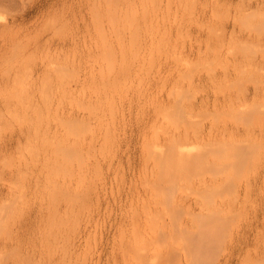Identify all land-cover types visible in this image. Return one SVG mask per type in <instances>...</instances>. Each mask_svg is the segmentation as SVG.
Segmentation results:
<instances>
[{"label":"rangeland","instance_id":"1","mask_svg":"<svg viewBox=\"0 0 264 264\" xmlns=\"http://www.w3.org/2000/svg\"><path fill=\"white\" fill-rule=\"evenodd\" d=\"M110 1L111 4L109 3ZM157 1L160 4L159 6ZM157 1L153 2V0H142V1L140 0V2H143L140 3L137 0H134L133 2L132 0L131 1L108 0V2L107 0H0V264H17V263L21 264L22 262V261L20 262L21 258L22 260H26L25 264H69V263L80 264L83 259H86V263L83 262L84 264H92V263L105 264L107 262L108 264H113L116 262L117 264L119 263L122 264L123 263L121 262L122 260L124 261L123 264H125V261L126 264H138L139 262L137 261L145 262V260L148 259L147 258L148 254L149 257H151L150 260L153 259L155 261V263H153V261H150V264H156L157 260L155 259H158L159 261L160 256H158L157 258L156 257L152 258V256H154L155 254L156 256L158 254L164 255L162 253L166 248V246H164L165 248L162 249L163 246L161 245V248H159L161 251L156 249L160 247L158 246V243L159 245L163 244V242L166 240L168 241V243L165 242L166 245H171V242L173 240H170V237H171V232L172 234L174 233V229L176 231L173 235L176 234L180 236V239H182V241L184 238L185 243L187 242L185 244L187 245L186 248L188 247L187 250H185V247L183 246V248H181L182 249L181 252V250L180 251L178 250L180 248L179 245L181 243L179 242L181 240L180 241L177 240L178 242L176 241L178 244L176 243L174 245L172 243L175 247L176 246L179 247V248L176 247V250H178L179 252L177 251L178 254H176L175 253L176 250L174 252L175 247L171 245L170 252L172 251V254L169 255L171 256V258L173 257L172 259L174 262H176V257L174 253L176 255H179L180 256L178 257L179 260H177L178 263L180 262L179 264H264V118H263L264 107L263 106L261 107V105H263L262 103H264L263 102L264 72H262V70H264V65H263L264 64V0H192V1L175 0L173 1L174 4L172 0L170 1L168 0L167 3L169 4L172 3V4L170 5V8L169 6L168 8H166L167 10L165 9V7L168 4H166V6L164 7L166 3L165 0L164 1L162 0V2H160V0ZM189 1L191 2L189 3L188 6ZM204 1L207 2L206 6H205L206 3H204ZM113 2H114V6L112 4ZM115 2L116 3L119 2L118 5H120L121 7L115 5L116 4ZM139 3L140 5L143 4L142 7L143 9L141 8L142 5L139 6ZM124 4L126 5L124 6ZM200 4L204 6L200 7L201 6ZM154 5L155 8L157 7V9L154 8ZM179 5H180V9H177ZM172 6L176 7L175 8L176 11ZM191 6H193V8H191ZM114 7L115 9L117 8L118 9L115 10ZM141 9H142V13H141ZM148 9L150 12L148 11ZM153 9L158 11L156 12L157 15L155 14L156 16L152 15V18L154 22L155 19H157L156 22L157 24L154 23L155 26L157 25L159 27L160 24H162L161 27L159 28L152 26L153 20L152 22H150L151 23L150 26L148 25L149 23L148 21L152 19L151 15H149L148 13L154 14L155 10ZM158 9L162 13H160ZM163 9L164 11H162ZM169 9H171V13L173 12L171 15H169L170 14ZM192 9H194L193 10L194 12L192 11ZM130 11L132 12V14H130L131 13ZM182 11L183 13L184 12L185 13L184 14L182 13L181 15ZM190 11L193 13H190ZM114 12L117 13V15L114 14ZM126 13H128L129 15ZM160 14L163 15L165 14L164 16H162L164 17L163 19L160 16ZM183 15H187V16H183ZM124 16H127V19ZM158 16L161 17V19L164 21H162ZM169 16L176 17L175 19L176 21L175 20L173 21L172 20L173 18ZM188 16L191 19V21L188 19ZM144 17L146 19L147 18L149 19L150 17V20L147 19L146 20L147 23L146 22L144 23V21L142 22V19H145ZM111 18L113 20H111L110 22ZM179 18H182L181 21ZM120 19H122V21ZM108 20L110 24L108 23ZM136 20L138 22H136ZM160 20L161 22H165V24L161 23ZM165 20H167L169 24H167ZM171 20L174 23H172ZM185 20L187 21V24ZM193 21L196 22V24ZM175 23L178 25H176ZM200 23L201 24L204 23V24L200 25ZM173 24H175L176 27ZM166 25L175 28L172 30V27L169 28ZM198 25L200 26L198 27ZM137 26L140 27L138 28ZM145 26H147L148 28L155 27L154 32L156 33V36L155 33L153 32L154 30L153 28L150 30L147 29ZM162 26H165L164 28L166 27L169 28L170 34L168 33L167 28H166L167 31L165 29H164L165 31L164 30L163 31L164 34L166 32V34L167 33L169 34L168 36L171 35L170 37L172 39L173 37L175 38V35L178 32H180L178 34H181V36L177 35V37L179 36L178 38L181 40V42L177 38L176 40L177 42L173 43L175 42L174 41L175 39H173L172 41L171 39L166 37L167 36L166 34L165 37L162 38L163 32L160 31L161 28L163 29ZM204 26H207L208 29L210 28L209 31ZM184 27L186 28L185 35L183 33ZM157 28L158 31H156ZM112 29L115 31V34ZM132 29L135 31H132ZM175 29H176V34L174 32ZM144 30H146V32L149 31L152 34L154 33L153 34L155 36L154 38L161 37V39L160 38L159 40H156L154 38L152 39L153 35L151 33L149 34V32L145 34L146 32ZM207 31L208 34H206ZM116 32H118L119 34ZM109 34L111 36H108ZM144 36L147 37L149 36L151 38V41L152 40L155 41L151 43L149 42L148 39L149 37L148 38L146 37L145 39ZM115 37L117 38V40L118 37L121 38L117 41L118 45L116 44ZM131 37L135 39L138 37L137 43L138 40L140 41L138 44H141L142 40H144L143 44L145 46L143 44H141V46L140 45L138 46L136 42H134L133 44L132 43L133 38ZM187 38L190 40L189 43ZM122 39L124 42H121ZM162 39L165 40L169 39V44H167V42L163 40L166 43L164 44V46H160V44L163 45L164 43V42L162 43L161 41V43L159 44V41ZM128 40L129 41L131 40V43L133 45H137L138 48L141 47L139 48L141 49V51L136 46L137 49L136 48L135 49L136 51L138 50L139 52H135L133 49L135 46H133L131 43L129 44ZM154 43H156L157 46H155ZM97 44L99 46L102 45L103 47L102 46L99 47ZM104 44L106 45L104 46ZM172 44L178 45L176 47L173 45L175 48H177L176 49L177 52L175 50L174 51L176 53L172 51V53L173 52L175 53L174 55L178 56V57L176 56V59L175 58L173 59V56L169 51L173 49L168 50L169 47L171 48ZM220 44L222 45L221 48L219 47ZM131 45L133 47L132 50H130ZM151 45L153 46V50H151L152 51L151 54H153L151 55V57L152 58L154 57L153 59L149 57L150 55L148 56L150 50L147 48H149ZM181 45H183L182 46L183 49ZM110 46L112 47L111 48L112 50L110 49ZM95 47H96V51H95ZM98 47L99 50L97 49ZM142 47H145V49H143ZM151 47L150 49H152ZM156 47L158 49H162V51L156 49ZM101 48L102 51L100 50ZM217 48L221 49L219 55H218L219 51L216 52V50H218ZM146 50H149L148 54L146 53ZM157 50L158 52L160 51L162 53L161 55H158V57L160 56L163 61H159L161 60L160 57H159L160 59L156 60L158 57L156 58L155 55L160 53V52L159 53L155 52ZM165 51H167L168 54L165 53ZM132 52H134V54ZM179 52L182 56L178 55ZM169 53L171 55L170 56L171 58L169 57ZM99 54H103V55H99ZM136 54H138L136 56L137 58L135 57ZM128 55L129 56L131 55L133 59L132 58L130 59ZM140 55L142 56V58ZM119 56L121 57V61ZM124 56L126 59L124 58ZM146 56L148 57L146 58ZM164 56L166 58H164ZM206 56L207 58L211 56L209 57L210 62H211L210 59H213L215 57L218 58L216 64H219L220 63L219 61H223L221 62L222 65H220L221 63L219 64L221 66V69L218 68L217 65L214 67L215 69L213 68L214 71L211 74L212 75L213 73L217 74V75H213L216 78H214L213 76L212 79L208 78L211 76L209 75L210 71L208 72V70L210 69L209 67H211L210 64L214 66L216 60L213 62L214 60L213 59L212 60L213 63H210L206 58ZM222 56L223 57L225 56L226 58L225 57L223 58ZM201 57L203 58L201 59ZM128 58L130 60H128ZM182 58H186V59L182 60ZM188 58L190 59L188 60ZM198 58L200 59L198 60V62H201V60L206 59L209 62V67L208 68L206 67L208 66L207 64L208 62L206 60H203L204 62H201V64L199 63L202 66V68L201 67L199 68L200 65L197 66L198 62L193 61V60H197ZM114 59L116 61H114ZM147 59H151V60L148 61ZM179 59H181L182 61ZM225 59H229L227 60L229 61V64ZM126 60L127 62H125ZM133 60L135 61L133 62ZM237 60L239 64L241 62L240 66H238L239 64L238 65L236 64ZM248 60L249 61L253 60L255 62L256 67L259 65V68L263 67V69L260 68L258 72H253L254 68L253 69L251 68L255 66L253 64L254 62L251 63ZM186 61L187 64L185 63ZM205 61L207 62L206 64ZM232 61L234 63L236 61L235 65H237V67L234 68L237 69V72L235 71V69H232L233 67L232 65L234 64ZM245 61H248L250 64L248 65V62ZM163 62L165 65L163 64ZM175 62L177 63L176 67L177 68L180 67L179 69L177 68L175 69V67H173ZM244 62L247 63L248 66L247 65L243 66V64H245ZM115 63L117 65H115ZM119 63H121L122 65ZM130 63H132L131 64L132 67L130 66ZM157 63H162V64H159L158 65L159 69L155 70V66L156 68L158 67ZM193 63L194 66L192 65ZM202 63L204 65H202ZM225 63L226 65L228 64L230 67L228 65L226 67L223 66L225 65ZM231 63L233 64L231 65ZM166 65L172 68L167 69L168 67H166ZM183 65H187V66L184 67ZM149 66L151 67V69L148 70L147 68H149ZM195 66L198 68V71L196 72H194L195 70H197ZM222 66L226 68V69L224 68L225 69L224 72H222V68H223ZM246 66L247 67L252 66V67L247 68ZM120 67L122 68L119 69ZM135 67L138 68L136 69L137 72L134 69ZM140 67L141 70H139ZM204 67L205 69H208L207 75L205 74L206 70L203 69ZM238 67H241L242 70H245L247 68L246 69L247 72L248 69L249 70L251 69L250 71H252L253 74H249L250 72L249 71L248 72L249 75H247L246 70L245 73L243 72L244 74H242V72L238 71V69H240ZM123 68H124V73L122 72ZM161 68L163 69L161 70ZM259 68L257 67V69ZM118 70L120 73H118ZM164 70L168 72L167 75L169 76L165 74L166 72L165 73L163 72ZM180 70L181 71L185 70L186 73L184 71L182 73ZM152 71L153 72L155 71L154 72L155 75L153 74ZM176 71H180L179 73L177 72L179 75L176 73ZM216 71H219V73L221 74H218ZM227 71L228 73H226ZM111 72L115 73L116 77ZM197 72H199V74H197ZM116 73H118V75L120 74L119 75L120 78L117 77L118 75ZM137 73H139L138 76ZM148 73L149 75H151L149 76V78H147L148 76L146 75ZM159 73L162 74L160 75ZM172 74L173 75L175 74L174 75L175 78L172 77L173 76ZM222 74L225 75V78L221 76ZM123 75H125L126 78ZM145 75L146 78L144 77ZM128 76L129 77L132 76V77L129 79ZM163 76L166 78H163ZM159 77L161 78L158 79ZM156 79L158 80L159 83L156 81ZM162 79H164V86L162 85L161 82L163 81ZM209 79H211L210 81L213 84V86L217 87L216 83L222 86L221 89H219L221 90V92L220 91L216 92V90L218 89L217 88H215L216 90L214 89L211 83H209ZM216 79L217 82H215ZM218 80L219 81L221 80L220 84L218 83ZM222 80H224L225 82L224 81L222 82ZM182 81L184 88L182 85L180 87L183 89L187 87L188 83H189L188 85L191 86L192 82H193L192 86L194 85L195 86L198 85V86L196 88L195 86L194 87L191 86L193 88V91H195L196 89V91L194 92L195 93L194 97L191 91L192 88L188 86L187 87L189 89L188 91H190L191 93L189 94L188 91H187L188 93H186L187 95L189 94V96L187 95L185 96V98L189 97L187 102L184 99V95L183 96L181 95V97H183L184 100L182 103H179L181 107L179 108V106L176 107L177 105H175L174 107L175 109L170 107L172 109L171 112L169 110L168 113H166L167 117L168 115H170V113L171 115L173 113L172 116L170 115V119H172L173 122H175V120L177 119L176 128L178 124L180 125L178 126L177 131H173L172 128L175 124L172 126H170L171 124L165 125L166 122L168 121L172 123V121H170L169 118L168 121L166 122H164L166 119L158 121V119L159 120L161 119V116L159 115L161 112H156L157 110H154V108L159 109V104L157 103H161L159 111H163V110L166 111L167 109H169L167 108L169 106H167L166 108L164 107L165 108L164 109L163 107H161L162 104L164 106H166L165 104L167 105L171 104L170 106H174V101H176V99H178V102H181L182 98H180L179 96L175 98L173 102L172 99H174L175 95L179 93L177 92L176 94L173 92H176L177 90L179 91L182 90V89L181 90L178 89V86L180 85V83H182ZM170 82L173 83L172 86H168L171 85ZM223 83L224 84L228 83V84H226V86L224 85L225 86L224 87L222 85ZM110 84L112 85L110 86ZM157 84L160 85L158 86ZM175 84L177 85L176 86L177 90H174L172 92L173 94L169 93L172 98L168 97L169 94H167L166 92L168 91V89L169 92L170 89L172 90L175 89L174 86ZM122 85L125 88L124 87L122 88ZM116 86L118 88H116ZM110 87L114 89V91ZM156 87H158L157 89H159V87L164 89L160 90L161 89L160 88L159 89L160 93H159L158 92L159 90H157ZM187 88L185 89V91L182 90V93L186 92ZM198 88L200 90L199 92H198ZM142 89H144L145 91ZM117 91L119 94L117 93ZM148 91L150 93H148ZM164 91L166 93V97ZM126 92L127 95L124 94ZM136 92H138L139 94ZM151 92L153 93L152 98L157 97V99H153L154 102L152 101L151 97L149 98V96H151ZM104 93L105 95H103ZM140 93H144V94L142 95ZM225 93L227 95H225ZM141 95L145 98L140 97ZM190 95L192 97H190ZM109 96L111 97L113 96L112 98L115 99H112ZM207 96L209 97V99L207 98ZM227 96L230 97L231 99L229 98L227 100L228 98ZM167 97L169 98L170 102H168V100L165 99ZM102 98H104V100ZM147 98L148 100L151 99L150 102L148 100L146 101ZM105 99L106 101H108L107 103ZM143 100H145L146 102ZM260 100L262 101V103H260L261 102ZM163 101L165 102L163 103ZM207 101L209 102L210 106H208V103H206ZM218 101L219 103H217ZM220 101L221 102L223 101L224 103H221ZM227 101H231L232 106L229 105L230 103ZM97 102L101 103V105L98 104ZM88 103L91 105H89ZM128 103L130 104V107L129 105H127ZM146 103L148 107L145 105ZM183 103L187 107L182 106L184 105ZM213 103L215 107L213 106ZM243 103H245L246 105H244ZM108 104L110 105L112 104L113 106L112 105L110 106ZM220 104L222 105L224 104V105L223 106L221 105L219 107ZM247 104L251 105L252 108L250 107L251 109H247L246 107L247 110L244 109L245 106H247ZM92 105L94 106V108L97 106L96 109H94ZM90 106L92 108H90ZM225 106L227 108L228 106L229 107L234 106V108H232L233 109L232 110L230 107L232 112H228ZM237 106L244 109V111L243 110L241 111V109ZM138 107H140V109ZM145 107L147 110L145 109ZM210 107H211V109H209L210 111L207 110ZM97 108L98 111H96ZM109 108L111 109L109 110ZM91 109L93 110L91 111ZM223 109L225 110L226 113L225 112L224 113L226 115H221L220 118L224 116L223 118H225V121L224 120L222 121L225 122V124L222 123L221 119L219 118L218 121L216 120L217 122L215 120H211L213 115L214 117H216L215 115L218 110H221V112L220 111L218 112L223 114L222 113ZM108 110L110 112H108ZM151 110H154L155 112L151 113ZM185 110L187 111V113H189L190 111L192 112V113L190 112V114L192 115L190 116L191 117L190 119L188 118V116L185 117L186 116ZM202 110H205V112L207 110L208 111L207 115H209V112L210 115H212L211 111L212 112L216 111V113H214L211 117L207 118V115L205 117L206 113ZM149 111L150 113H148ZM181 111H183L182 113L185 116H183V114L180 113ZM233 111L236 112L235 115ZM94 113L98 117H96ZM121 113H123V115H121ZM155 113H158L159 115V116L157 115L156 120L154 119L156 116ZM228 113L229 115L232 113L233 116L231 115L228 116ZM92 114H94L95 116ZM174 114H176L175 115L176 119L174 118ZM181 114L183 116L182 117L183 119L186 118V120L182 121V122L185 121L184 122L185 124H187L189 120H193L194 122L196 120L197 121L199 120L201 122V120L203 121L204 118H207L208 120L205 119L206 121L204 120L200 124L202 126L199 125L198 127L197 125L195 126V124L193 126L191 124L192 123L191 121L190 124L192 125L193 128L197 127L198 128L197 130L198 131L200 130L199 133L198 131H196V129H194L193 131L195 132V134L192 131H190L192 127L191 125L190 127H188L189 126L188 123V126L186 125L188 127V128L186 127V134H183L185 132L184 131L185 129H183L185 127L183 126L185 125H182V123L180 124L178 122L181 121L180 120ZM161 115L163 114L161 113ZM198 115L200 116L202 115V117H200L201 119L198 118L199 117ZM152 116L154 117L152 118ZM83 117L86 118L87 121H89L88 124L86 119H84ZM69 118L70 120H72L71 122L72 125L70 123ZM98 118L100 121L98 120ZM164 118H166V116H164ZM153 119L156 121V124L157 122H159V125L160 123L161 125H163L161 126V129H164L162 128L164 127V125L166 126L164 130L169 129L167 132L164 131L163 133V135L166 133V135H164L166 139L163 137L161 133L162 130H160V128L158 129L159 131H161L159 132L160 136L161 135L162 136L160 137L156 131L160 139H157L158 137L153 139V137L155 136L152 132L155 129V127H157ZM152 121L154 122V127H151L152 129L154 128L153 130H151L150 128L151 124H153ZM210 121L211 123L215 121V123L211 125ZM219 121L222 123V125L219 123ZM65 122H67V125ZM162 122H164V124ZM257 122H262L259 123L261 124V126H259V124L255 125ZM77 124H79L78 127H80V129L76 128ZM101 124L102 126H100ZM89 125H91V127ZM213 125H216L217 127L215 126L216 128H214ZM200 127L202 128L199 129ZM249 128L251 131L249 130ZM77 129L80 130L81 134ZM93 129L94 131L92 132ZM170 130L173 132V134L177 133L175 135L176 140L178 137L180 138L181 136L182 138L180 139H184L186 137L192 139L191 140L192 144H190V142L184 143V144H188V147L184 145L185 148L187 147L186 149L188 150L184 148L185 150H183V152L186 151L187 153L188 152L190 153V154L188 153L189 159L187 154H186L187 155L186 158H182V155L186 152L184 153L180 152L181 154L180 157L182 160L178 156L174 158L175 156L173 155L174 153L173 150L171 151V154H168L170 152L168 153L165 152V150L170 148V146L165 145L164 147L162 145H164L165 143L166 144L170 143L167 142L168 141L167 139L169 138H171L170 139L171 142L175 140L174 135H173L174 139H172V136L170 135V133L172 134V132ZM214 130L219 131L220 134L219 132L217 133ZM221 130L224 131V134L222 135L223 136L226 135L224 136L225 139L222 137V140H220L221 138L220 139L218 138L220 137L221 133H223ZM146 131L148 132L146 133ZM201 131L204 134L202 135V137L200 136V134H202ZM67 132L69 133V135H74V136L72 137L68 136ZM191 132L193 134V137L191 136L192 134L189 135ZM228 133H230L231 135H227ZM150 134L152 135V138L150 137L151 142L157 139L159 140L158 142L159 145L164 143V141L165 143L162 144L161 146H158L157 143L155 142L154 143L157 146H155L153 143L150 144L149 142L150 141L149 136H151ZM206 135H207V140L210 139L214 141L215 139L217 141V144L214 143L216 141L211 142L209 140L210 141L209 142L207 140H203L204 138L206 139ZM232 135L233 136L235 135L236 139L233 138V140H231V138L229 137H232ZM189 136H191V138ZM194 136L196 139L194 138ZM215 136L218 137L216 138ZM179 138H178L179 141H177V143L180 142ZM188 138H187V142L190 141L188 140ZM198 138L199 139L202 138L203 140V142H201L202 145L201 144L199 145L201 140L199 141ZM72 139H75L76 142H74ZM194 139L196 141L198 140L199 142L197 141L198 142L197 143ZM229 139L231 141L227 142V140ZM144 140L149 142L148 144L150 145V148H152L151 146L153 145L154 149L151 150V152L153 153L150 152L152 156L161 153V152L157 153V150H161L159 149L160 147L165 148V150L163 149L164 152L161 150L164 155L163 159H161L163 155L158 156V157L161 156L159 160H157L159 162L158 165L160 163H164V161L168 159L166 155L168 154L169 156L171 155V157H173L171 159L174 160L169 159V161L170 160L173 161L171 163L174 164V166H175V159H177L178 157L179 161L177 162L181 164L186 163L183 165L189 168V169L187 168L188 170L186 169L187 175L183 174L185 172L181 173L184 176H180V175L178 176L176 174L178 180L182 177H185L186 179L184 178V180L187 181L184 182L183 178L181 179V181H177V179L175 180L177 185L176 188H174V190H176L177 193L173 190H171L170 192V193L173 192L172 194L174 196L168 193L167 191L166 192L168 193L169 196H167V194L163 195L165 193L164 192L165 187L167 188V186L168 187L170 186L171 182L169 183L168 181H170V177L172 174L175 175L173 173L174 170L176 171L178 170L177 172L179 174L180 172L179 169L180 170L183 169L181 171H184L185 168L177 167L178 169H175V167L179 164L176 162L177 165L175 167L172 164L170 165V170H172V173L170 172L167 173L170 177L165 173L166 171L163 172L164 169H162V172L160 174L159 172H156L158 170L157 169L158 167L154 168L152 167L151 164L156 162L155 159L157 156H155L154 158V156L153 157L150 156L151 154L149 155L150 149L147 148L148 149L147 151L146 146L148 144L146 143L145 145ZM162 140L163 142L161 143ZM182 141L180 143L183 145ZM73 142L75 144H77V142L78 144L79 143L80 144L75 145ZM207 142L208 144L211 143V145L215 144V147L212 146V148H210L211 151L210 150L208 151L209 153L213 152L212 154L215 157L220 156L216 158L217 160L218 159L223 160L222 158L224 156L222 155L228 151L227 148L225 147L227 143L228 145H231L229 143L234 142L231 146H229V150H231L230 149L231 147L234 149V150L232 149L233 154L230 153L231 151L230 152L228 151L229 156H232L233 158L229 156L228 157L225 156L226 158H229V162L226 159L228 163H225L226 161H224L225 166L226 164H228L227 165L228 169H226V167L222 165L223 164L222 161L216 162L213 157L212 158H210L211 156L208 157V155L210 154L207 151V149L209 148V146L207 147L208 145ZM218 142L220 143V145ZM143 143L145 146L140 148ZM71 144H74L73 145L74 147ZM221 144H224V146ZM77 146L80 151L75 150L78 149ZM166 146H168V148ZM191 146H193L192 148L194 149V151H196V149L197 151L194 152L190 150L189 147ZM63 147L65 149H62ZM68 147L69 148L73 147L74 149L71 148L72 149L71 150ZM155 147H157V150ZM172 147L170 149H172ZM213 147L214 148L220 147V150L221 148L222 150L221 151L218 149L213 150ZM144 148L146 149V151H144L145 150ZM141 149L142 152L140 151ZM174 150H175L174 154H179L176 153L177 149ZM198 151H200V153ZM145 154L148 158L149 157L154 158L155 162L152 163L151 158L148 159L149 162L148 161L145 162L144 161ZM73 155L75 157H73ZM165 155L167 158L165 157ZM209 158L212 160L210 161ZM230 158L235 160L236 164L235 161L233 160L231 161H233L234 165H231L233 164L232 162L231 164H229ZM160 159L162 161L164 159L165 160L161 162ZM186 159L188 160V162L190 161V163H188ZM213 159L218 166H219L218 164L219 162L222 164H220L218 168L215 166L216 167L215 168L213 166L214 163H211L214 162ZM143 161L147 163V165L143 163ZM205 162L208 164L211 163L212 164V166L210 164L211 168L208 167L209 165H207L206 167V165L204 164ZM148 163L149 164L151 163L150 164L151 166ZM203 164L205 165V168L202 167ZM252 165H254L255 167ZM171 166L173 168H171ZM221 166L222 168L225 167V169H222ZM144 168H146V171L149 168L150 171L148 170V172H144L145 170ZM151 170H152L151 173L152 175L150 174ZM168 170L169 168H167V171ZM227 170H230L231 173L230 171ZM148 173L153 177H158V175L163 174L161 176L162 178L159 176L160 180H163L164 176L165 178L169 177V180L167 179L168 180L167 184L164 181L162 182L159 180L161 183L166 184L165 187L164 185L160 184V182H157L160 184V186L161 185L163 186L164 193H162L161 190L162 186L161 188L160 187L158 188L159 185L156 183L157 180L155 181V178L154 181L156 185L155 183H153L151 184V187L152 185H154L155 187L158 185L156 188L155 187L152 188H154V190L156 189V191L161 190L162 193L161 195L158 196L157 202L159 203H156L155 206H158V204L164 202L162 201L160 203L159 200H161L160 198L161 196H165L167 198L168 197L170 198V195L173 196V200L176 203L173 202L174 204L172 203L171 205H175L174 206L175 208L176 207L179 208V209L177 208V210L175 208L173 209L176 213V219H177L176 224L174 221H173L174 223H172L173 220L172 219L170 220L171 221L170 222L171 225H170L169 219H167V215L169 217L172 216L169 215L171 211L169 214L166 213L167 214L165 215L166 218L162 217L164 216L162 213L166 211L165 208H168L169 206V205L165 206L166 203L164 204V209L162 208L163 209L162 212H160L161 209H159L161 208V206L155 207L154 204H152L153 206L150 205L148 206V203L151 204V202L156 201V199H153L154 197H151L153 195L155 196V193L153 192L154 190L151 191V189H149L150 185L149 188H147L149 182L150 183L154 182L153 178H149L150 175L148 176ZM145 174L147 176L146 178L149 179H144ZM226 175H228V177L230 175L233 179L229 180ZM226 177L230 181V183H228L229 182L228 180L226 182L227 184L224 182ZM173 178L174 176H172V179ZM172 179L171 181L173 183L174 179L173 180ZM143 180L144 181L148 180L146 181L148 183L144 182ZM222 182H224L225 186L226 185L227 186L220 187L221 184H223ZM143 184L144 186L145 184H147V187L146 186L145 187L146 190L148 189V192L145 190V188H143ZM178 185L182 187L184 186L185 190L179 187ZM202 185L203 187L205 186L210 187L209 189H207L209 191L205 190L206 188L204 189ZM194 186L196 189L194 188ZM173 187L175 186H172V189ZM178 187L180 189H183V192L178 191L179 190ZM169 189L171 188L169 187ZM192 189H194V191ZM144 190L146 193L144 192ZM147 193L150 197L148 195L147 197L144 196ZM185 193L187 195L190 194L191 196L190 195L187 196L185 195ZM195 193H197V195H195ZM198 195L199 197L194 198V196L196 197ZM144 197L146 199L148 197L149 198L145 201ZM174 197L176 198V200L174 199ZM169 198L166 199V202L168 204L172 202L171 200H169ZM140 199H142L143 201ZM149 199L150 200L153 199L154 201H150ZM140 206L141 208L143 206L144 207L141 209ZM152 207H155L156 208L155 210L157 212L160 210L159 211L160 216L162 217V219L163 218L164 219L160 222L157 220H160L161 218L160 219L157 218L156 222H153L154 220L153 219L150 223L151 231H146L148 227L145 228V226L149 225V220L147 219L146 215L148 216L153 215L152 213L154 211V208ZM144 208L145 210L147 209L146 210L147 212L145 211H143V213L142 211L140 212V209L144 210ZM170 210H172V208ZM148 211L150 212V214ZM144 212H145V216L141 215V213L144 214ZM154 214H156L157 217L159 216V213H156L155 211ZM145 217L148 222L147 224H145V222H142L144 221ZM174 217H170V218H174ZM161 222H164L165 226L164 224L162 225ZM143 224H144L143 226L144 230L141 231L143 229L142 228ZM160 224L161 226L165 227V228L163 227V229H166L165 231L159 227ZM173 224L176 226V228L178 227V225L180 226L177 229L176 228L173 229ZM155 228L156 229L160 228L161 230V232L158 231L159 234L158 237L163 238L164 235H166L167 238L168 232L170 236L168 240L164 239V241L161 238L162 243L158 241V239L160 240V238L157 237L156 243L158 242L157 243L158 247H153L154 245L156 246V244L154 243L155 241L153 242L149 241L148 236L145 235V232L147 235H149V233L151 234V232L153 231L154 234L152 233L151 235L155 236L157 234L156 231L158 230L157 229L155 231ZM133 229L139 231L137 232V234L139 233L140 235L145 231L142 234V237L138 236L139 234L138 235L135 234L134 237V239L136 238L135 242L134 239L132 238L133 236L132 232H134ZM169 229H172L173 231ZM163 232L166 234L163 235L162 234ZM124 235L125 237L127 236L126 237L127 239H129L128 242L129 241L131 242V243L129 242L130 245L133 244V242L134 244L135 243L137 244L139 240L138 237H140V240L142 241L145 238L144 236H146L145 240L143 241L150 242L151 243L150 245H153L154 243L152 247L155 248V252H157L158 250L159 253L154 252L155 253L154 254L153 253L154 249L150 247V245L147 246L148 245L147 242H145L147 245L144 244V246H142L140 242L141 246H139L138 244L140 248L145 247L146 245L147 247H150L146 251L149 250L152 253L148 252L145 253L146 256H143L144 251H142V249L138 251V248H136L137 252H139L137 254L139 259L137 258L138 260H134L136 258H131V257L135 256V252H134L135 250L133 251V249L134 246L136 247L137 245L134 244H133L134 246L131 245L133 249L130 250L129 248L131 246H129V243L126 242L127 240H125L126 238L124 237ZM151 235H150V240L152 237ZM178 236L177 238L179 239ZM130 237L132 239H130ZM174 239L176 240V238ZM119 244L121 245V247H119ZM123 244L126 245L128 244V247L126 245L125 246L131 252L127 250V248L125 249ZM16 246L19 249H16L17 248ZM255 247L256 250H253L255 249ZM166 250L167 252L164 251L165 253L164 256H167L166 254L168 253L169 249ZM121 251H125V253L122 252L123 255L125 254V256L121 254L120 257ZM140 253H142V256H140ZM130 254H132L131 257L129 256ZM164 256L160 257L161 258L160 261L161 262L163 261L165 264L168 261V263L170 264V262H172L171 259L167 257L165 258ZM112 257L115 258L113 259ZM183 257L185 258V260H183L184 259ZM108 258L110 259L112 258L114 261ZM167 259H169L170 261ZM164 260H166V262ZM88 261L90 262L88 263ZM144 262L140 264H147L146 262H148V260H146L145 263Z\"/></svg>","mask_w":264,"mask_h":264},{"label":"bare ground","instance_id":"2","mask_svg":"<svg viewBox=\"0 0 264 264\" xmlns=\"http://www.w3.org/2000/svg\"><path fill=\"white\" fill-rule=\"evenodd\" d=\"M115 1H116V0H115ZM118 1H119V0H118ZM130 1H131V0H130ZM133 1H134V0H132V2H133ZM137 1L140 2V0H137ZM141 1H142V0H141ZM154 1H157V0H153V2H154ZM163 1H164V0H163ZM165 1H166V3H165V5H164V7L166 6V4H168V5L165 7V9L168 8V6H169V8H170V5H171L172 3H171V4L167 3L168 0H165ZM169 1H170V0H169ZM173 1H175V0H172V2H173ZM183 1H184V0H183ZM187 1H188V0H187ZM191 1H192V0H191ZM191 1L188 2V6H189V3H190ZM107 2H108V0H107ZM121 2H122V1H121ZM126 2H128V1H126ZM132 2H131V4H132ZM145 2H146V1H145ZM160 2H162V0H160ZM178 2H179V1H178ZM109 3L111 4V1H110ZM115 3H116V2H115ZM118 3H119V2H118ZM118 3H116L115 5H118ZM135 3H136V2H135ZM140 3H143V2H140ZM140 3H139V6L142 5V6H141V8H142V7H143V4L140 5ZM146 3H147V2H146ZM149 3H150V2H149ZM157 3H158V6H159L160 4H159L158 1H157ZM179 3H180V2H179ZM186 3H187V2H186ZM194 3H195V2H194ZM204 3H206V4H205V6H206V5H207V2L204 1ZM204 3H203V4H204ZM112 4H113V6H114V2H113ZM120 4H121V3H120ZM133 4H134V3H133ZM150 4H151V3H150ZM150 4H149V5H150ZM154 4H155V3H154ZM173 4H174V2H173ZM175 4H176V3H175ZM182 4H183V3H182ZM192 4H193V3H192ZM121 5H122V4H121ZM125 5H126V4H124V6H125ZM151 5H152V4H151ZM151 5H150V6H151ZM177 5H178V3H177ZM200 5H201V4H200ZM118 6H120V5H118ZM127 6H128V4H127ZM127 6H126V7H127ZM132 6H133V5H132ZM146 6H147V5H146ZM150 6H149V7H150ZM152 6H153V5H152ZM161 6H163V5H161ZM193 6H194V5H193ZM193 6H191V8H193ZM203 6H204V5H203ZM203 6L201 5L200 7H203ZM101 7H102V6H101ZM116 7H117V6H116ZM120 7H121V6H120ZM130 7H131V6H130ZM172 7H174V6H172ZM172 7H171V8H172ZM185 7H186V6H185ZM133 8H134V7H133ZM139 8H140V7H139ZM145 8H146V7H145ZM150 8H151V7H150ZM154 8H155V5H154ZM160 8H161V7H160ZM175 8H176V7H174V10L176 11ZM182 8H184V7H182ZM187 8H188V7H187ZM191 8H190V10H191ZM206 8H207V7H206ZM112 9H113V8H112ZM114 9H115V7H114ZM117 9H118V8H117ZM117 9H115V10H117ZM120 9H121V8H120ZM124 9H125V8H124ZM142 9H143V8H142ZM142 9H141V13H142ZM151 9H152V8H151ZM155 9H157V7H156ZM155 9H153V10H155ZM177 9H180V5L178 6ZM196 9H197V8H196ZM122 10H123V9H122ZM122 10H121V11H122ZM128 10H129V8H128ZM132 10H133V9H132ZM146 10H147V9H146ZM153 10H152V11H153ZM158 10H159V9H158ZM166 10H167V9H166ZM169 10H170V12H169L170 14H169V15H171L173 12L171 13V9H169ZM169 10H168V11H169ZM186 10H187V9H186ZM186 10H185V12H186ZM193 10H194V9H192V11H193ZM197 10H198V9H197ZM107 11H108V9H107ZM112 11H113V10H112ZM124 11H125V10H124ZM148 11H149V9H148ZM159 11H160V10H159ZM162 11H164V9H163ZM175 11H174V12H175ZM183 11H184V10H183ZM183 11L181 12V15H182ZM118 12H119V11H118ZM125 12H126V11H125ZM130 12H131V11H130ZM130 12H128V13H130ZM149 12H150V11H149ZM154 12H155L154 14H153V13H152V14L148 13L149 15H151V18H152V15L156 16V15H157L156 12H158V11L155 10ZM166 12H167V11H166ZM185 12H184V13H185ZM187 12H188V11H187ZM193 12H194V11H193ZM193 12L190 11V13H193ZM202 12H203V11H202ZM111 13H112V12H111ZM122 13H123V12H122ZM128 13H126V14H128ZM133 13H134V12H133ZM141 13H140V14H141ZM144 13H145V11H144ZM160 13H162V12L160 11ZM184 13H183V14H184ZM188 13H189V12H188ZM114 14L117 15V13H115V12H114ZM130 14H132V12H131ZM155 14H156V15H155ZM111 15H113V14H111ZM128 15H129V14H128ZM164 15H165V14H164ZM164 15H163V14H160L161 17L164 16ZM175 15H176V14H175ZM114 16H115V15H114ZM118 16H119V14H118ZM118 16H117V17H118ZM173 16H174V14H173ZM176 16H177V15H176ZM183 16H187V15H183ZM190 16H193V15H190ZM196 16H197V15H196ZM117 17H116V19H117ZM120 17H121V16H120ZM122 17H123V15H122ZM124 17L127 19V16H124ZM131 17H132V15H131ZM136 17H137V16H136ZM158 17H159V16H158ZM161 17H159V18L161 19ZM169 17H172V16H169ZM112 18H113V17H112ZM112 18L110 19V22H111V20H113ZM144 18H145V17H144ZM155 18H157V17H155ZM163 18H164V17H162V19H163ZM172 18H173V19H172L173 21L176 19V17H172ZM184 18H185V17H184ZM192 18H193V17H192ZM114 19H115V18H114ZM128 19H129V17H128ZM130 19H131V18H130ZM147 19H148V18H147ZM147 19H146V18H145V19H142V22L144 21V23H145ZM162 19H161V20H162ZM165 19H166V18H165ZM179 19H180V21H181L182 18H179ZM188 19L191 21V19L189 18V16H188ZM188 19H187V20H188ZM196 19H197V18H196ZM118 20H119V19H118ZM120 20L122 21V19H120ZM123 20H124V19H123ZM139 20H140V19H139ZM148 20H150V17H149ZM152 20H153V18H152L150 21H148V22H149V23H148L149 26H150V24H151L150 22H152ZM161 20H160V22H161ZM172 20H171V21H172ZM200 20H201V19H200ZM114 21H116V20H114ZM121 21H120V22H121ZM125 21H126V20H125ZM125 21H124V22H125ZM128 21H129V20H128ZM132 21H133V20H132ZM162 21H164V20H162ZM165 21L167 22V20H165ZM173 21H172V23H174ZM175 21H176V20H175ZM185 21H186V20H185ZM194 21H195V20H194ZM194 21H193V22H194ZM196 21H197V20H196ZM202 21H203V20H202ZM202 21H201V22H202ZM116 22H118V21H116ZM130 22H131V20H130ZM130 22H129V23H130ZM133 22H134V21H133ZM136 22H138V21L136 20ZM156 22H157V19H155V22H154V20H153L152 26H155L154 23H156ZM188 22H189V21H188ZM205 22H206V21H205ZM108 23H109V20H108ZM146 23H147V22H146ZM161 23L165 24V22H161ZM170 23H171V22H170ZM179 23H180V22H179ZM183 23H184V22H183ZM194 23L196 24V22H194ZM109 24H110V23H109ZM124 24H125V23H124ZM156 24H157V23H156ZM159 24H160V23H159ZM167 24H169V23L167 22ZM175 24H176V23H175ZM175 24H173V25H175ZM186 24H187V21H186ZM203 24H204V23H203ZM203 24L200 23V25H203ZM115 25H116V24H115ZM117 25H118V24H117ZM120 25H121V24H120ZM138 25H139V24H138ZM146 25H147V24H146ZM148 25H147V26H148ZM161 25H162V24H160L159 27H161ZM171 25H172V24H171ZM176 25H178V24H176ZM176 25H175V27H176ZM189 25H190V24H189ZM200 25H198V27H199ZM113 26H114V25H113ZM123 26H124V25H123ZM133 26H134V25H133ZM147 26H145L147 29H150V30H151V29L153 28V27H152V28H151V27L148 28ZM166 26L169 27V25H166ZM184 26H185V25H184ZM195 26H197V25H195ZM115 27H116V26H115ZM130 27H131V24H130ZM137 27L139 28L140 26H137ZM143 27H144V26H143ZM155 27H158V26L156 25ZM155 27L153 28V29H154L153 32L155 31ZM159 27H158V28H159ZM162 27H163V29L161 28L162 30L160 29V31L163 32V36H162V38H164V37H165V34H166V32H165V34H164V31L166 30L167 27H166V28H164L165 26H162ZM171 27H172V26H170L169 28H171ZM175 27H174V28H175ZM182 27H183V26H182ZM201 27H202V26H201ZM201 27H200V28H201ZM204 27H206V29H208L207 26H204ZM119 28H120V27H119ZM122 28H123V27H122ZM146 28H145V29H146ZM158 28H157L156 31H158ZM169 28H167L168 33H169ZM174 28L172 27V30H173ZM178 28H179V27H178ZM188 28H189V27H188ZM202 28H203V27H202ZM202 28H201V29H202ZM101 29H102V28H101ZM147 29H146V30H147ZM164 29H165V30H164ZM176 29H177V28H176ZM176 29H175V31H174L175 34H176ZM185 29H186V28L184 27V30H183L184 35L186 34V33H185ZM209 29H210V28H209ZM209 29H208V31H209ZM112 30H113V29H112ZM124 30H125V29H124ZM136 30H137V29H136ZM146 30H144V31L146 32ZM163 30H164V31H163ZM167 30H166V31H167ZM180 30H181V28H180ZM102 31H103V30H102ZM108 31H109V30H108ZM113 31H114V30H113ZM116 31H117V29H116ZM132 31H135V30L132 29ZM138 31H139V30H138ZM144 31H143V32H144ZM178 31H179V30H178ZM186 31H187V30H186ZM204 31H205V30H204ZM208 31H207L206 34H208ZM109 32H110V31H109ZM118 32H119V31H118ZM118 32H116V33H118ZM124 32H125V31H124ZM130 32H131V31H130ZM145 32H144V33H145ZM148 32H149V31H148ZM148 32H146L145 34H147ZM122 33H123V32H122ZM138 33H139V32H138ZM150 33H151V32H149V34H150ZM154 33H155V32H154ZM154 33H153V34H154ZM168 33L166 34V35H167L166 37L169 38V39H171L172 41H173V39H175V40H174L175 42H173V43H176V42H177L176 40H177V38L179 37V36L177 37V35H180V36H181V34H178V33H180V32H178V33L175 35V38L173 37V39H172V38L170 37L171 35L168 36V35L170 34V33H169V34H168ZM111 34H112V33H111ZM114 34H115V31H114ZM118 34H119V33H118ZM151 34H152V33H151ZM153 34H152V35H153ZM158 34H159V33H158ZM196 34H197V33H196ZM209 34H210V32H209ZM120 35H121V34H120ZM130 35H131V34H130ZM172 35H173V33H172ZM184 35H183V36H184ZM189 35H190V34H189ZM108 36H111V35L109 34ZM115 36H117V35H115ZM121 36H122V35H121ZM121 36H120V37H121ZM150 36H151V35H150ZM155 36H156V33H155ZM155 36L153 35L152 39H153ZM157 36H158V35H157ZM210 36H211V35H210ZM128 37H129V36H128ZM144 37H145V39H146L147 36H144ZM148 37H149V36H148ZM148 37H147V38H148ZM207 37H208V36H207ZM207 37H206V38H207ZM113 38H114V37H113ZM115 38H116V37H115ZM131 38H133V37H131ZM137 38H138V37H137ZM137 38H136V39L133 38L132 43L134 44V42H136V44H137L138 46H139V45L141 46V44H143V41H144V40H142V43H141V44H138L140 41L138 40V43H137ZM142 38H143V36H142ZM159 38L161 39V37H159ZM159 38L157 37V38H154V39L159 40ZM180 38H181V37H180ZM184 38H185V37H184ZM119 39H121V38L118 37V40H119ZM123 39H125V38H123ZM123 39H122V41H121V40H120V41H121V42H124ZM129 39H130V38H129ZM148 39H149V42H151V43H153V42L155 41V40H154V41H153V40L151 41V38H150V37H149ZM169 39H167V40L162 39V40L159 41V44L161 43V41H162V43H163V42H164L163 40H165V41L167 42V44H169ZM178 39H179V38H178ZM187 39H188V38H187ZM118 40H117V38H116V44H117V41H118ZM134 40H135V41H134ZM171 40H170V41H171ZM179 40H180V39H179ZM182 40H183V39H182ZM184 40H185V39H184ZM200 40H201V39H200ZM111 41H112V38H111ZM111 41H110V43H111ZM114 41H115V39H114ZM145 41H146V40H145ZM147 41H148V40H147ZM189 41H190V40L188 39V43H189ZM128 42H129V44H130V43H131V40H130V41L128 40ZM149 42H148V43H149ZM156 42H158V41H156ZM166 42H164L163 45L160 44V46H164V44H165ZM180 42H181V40H180ZM183 42H184V41H183ZM104 43H105V42H104ZM114 43H115V42H114ZM132 43H131V44H132ZM205 43H206V42H205ZM207 43H208V41H207ZM120 44H121V43H120ZM133 44H132V45H133ZM154 44H155V46H157L156 43H154ZM181 44H182V43H181ZM197 44H198V43H197ZM97 45H98V44H97ZM105 45H106V44H104V46H105ZM114 45H115V44H114ZM117 45H118V44H117ZM123 45H124V44H123ZM132 45H131V49H130V50H132V48H133ZM137 45H133V46H135V47L133 48L135 52H139L138 50L136 51V49L138 48ZM143 45H144V44H143ZM173 45H174L175 47L178 46V45L172 44V46H173ZM189 45H190V44H189ZM206 45H207V44H206ZM98 46H99V45H98ZM101 46H102V45H101ZM101 46H99V47H101ZM111 46H112V44H111ZM111 46H110V49L112 48ZM128 46H130V45H128ZM136 46H137V48H136ZM144 46H145V45H144ZM151 46H152V45H151ZM151 46H150V47H151ZM167 46H168V45H167ZM170 46H171V45H170ZM172 46H171V48L169 47L168 50H169V49H173V50H169V51H170V53L172 54L173 59H174V58L176 59V56H177V55H174V54L177 52V50H176L177 48H175L174 46H173V47H174V48H173ZM182 46H183V45H181V47H182ZM199 46H200V45H199ZM199 46H198V48H199ZM207 46H208V45H207ZM221 46H222V45L220 44L219 47L221 48ZM89 47H90V46H89ZM93 47H94V46H93ZM99 47L97 48L98 50H99ZM102 47H103V46H102ZM120 47H121V45H120ZM147 47H148V46H147ZM150 47L147 48V49H149L150 51H149V50H146V53L148 54V51H149L148 56L150 55L149 57H150L151 59H153L154 57H153V58L151 57V55H153V54H151V52H152L151 50H153V46L151 47L152 49H150ZM204 47H205V45H204ZM211 47H212V46H211ZM125 48H126V47H125ZM127 48H128V47H127ZM135 48H136V49H135ZM139 48H141V47H139ZM139 48H138V49H139ZM142 48L145 49V47H142ZM154 48H155V47H154ZM198 48H197V50H198ZM207 48H208V47H207ZM209 48H210V45H209ZM209 48H208V49H209ZM90 49H91V48H90ZM122 49H124V48H122ZM156 49H158V48L156 47ZM164 49H165V48H164ZM164 49H163V52H164ZM180 49H181V48H180ZM180 49H179V50H180ZM182 49H183V47H182ZM212 49H213V48H212ZM217 49H218V48H217ZM100 50L102 51V48H101ZM111 50H112V49H111ZM113 50H114V48H113ZM115 50H116V49H115ZM118 50H119V49H118ZM139 50L141 51V49H139ZM158 50L162 51V49H158ZM158 50L155 51V52H158ZM168 50H167V51H168ZM174 50H175L176 52H175ZM179 50H178V51H179ZM184 50H185V49H184ZM190 50H191V47H190ZM206 50H207V49H206ZM214 50H215V48H214ZM220 50H221V49L216 50V52L219 51V52H218V55H219V53L221 52ZM95 51H96V47H95ZM103 51H104V50H103ZM125 51H126V50H125ZM143 51H144V50H143ZM160 51H159V52H160ZM167 51H165V53H167ZM169 51H168V52H169ZM172 51H174L175 53H174V52L172 53ZM122 52H123V51H122ZM130 52H131V51H130ZM155 52H154V54H155ZM159 52H158V53H159ZM180 52H181V51H180ZM180 52L178 53V55H181ZM212 52H213V50H212ZM100 53H102V52H100ZM112 53H113V52H112ZM118 53H119V52H118ZM124 53H125V52H124ZM124 53H123V54H124ZM132 53L134 54V52H132ZM146 53H145V54H146ZM170 53H169V57L171 56ZM198 53H199V52H198ZM201 53H203V52H201ZM86 54H87V53H86ZM106 54H107V53H106ZM113 54H114V53H113ZM120 54H122V53H120ZM125 54H126V53H125ZM125 54H124V55H125ZM129 54H130V53H129ZM141 54H142V53H141ZM161 54H162V53L160 52L159 54H156L157 56L155 55V57L157 58L158 55H161ZM167 54H168V53H167ZM209 54H210V53H209ZM214 54H215V51H214ZM216 54H217V53H216ZM66 55H67V54H66ZM95 55H96V54H95ZM99 55H103V54H99ZM108 55H109V54H108ZM137 55H138V54H136L135 57H136ZM142 55H143V54H142ZM163 55H164V53H163ZM183 55H184V53H183ZM198 55H199V54H198ZM105 56H106V55H105ZM111 56H112V55H111ZM128 56H129V55H128ZM140 56H141V55H140ZM140 56H139V57H140ZM148 56H146V58H147ZM174 56H175V57H174ZM181 56H182V55H181ZM185 56H186V55H185ZM211 56H212V55H211ZM211 56H209V57H211ZM214 56H215V55H214ZM214 56H213V57H214ZM115 57H116V55H115ZM119 57H120V56H119ZM126 57H127V55H126ZM129 57H130V59L132 58L131 55H130ZM159 57H160V56H159ZM159 57H158L156 60H158V59L161 58V57H160V58H159ZM177 57H178V56H177ZM209 57L207 58V56H206V58L208 59V61H209ZM217 57H218V56H217ZM220 57H221V56H220ZM222 57H223V56H222ZM224 57H225V56H224ZM224 57H223V58H224ZM73 58H74V57H73ZM111 58H112V57H111ZM111 58H110V59H111ZM124 58H125V56H124ZM136 58H137V57H136ZM141 58H142V56H141ZM164 58H166V57L164 56ZM170 58H171V57H170ZM179 58H181V57H179ZM202 58H203V57H201V59H202ZM225 58H226V57H225ZM118 59H119V58H118ZM122 59H123V58H122ZM125 59H126V58H125ZM125 59H124V60H125ZM130 59L128 58V60H130ZM132 59H133V58H132ZM134 59H135V58H134ZM151 59H147V60L149 61V60H151ZM167 59H168V58H167ZM183 59H186V58H182V60H183ZM189 59H190V58H188V60H189ZM213 59H214V60H213ZM213 59H210L211 62L209 61L210 63H213V62L216 60L214 66L210 64V66L212 67V70H211V67H209V62H208L206 59H203V60H206V61L208 62V63H207V62L205 61V64H206V63L208 64V66H206V67H207V68H208V67L210 68L209 70H208V69H205V67H204L203 69L206 70V71H205V74H206V75H207L208 72L210 71V74H209V75H211V76L208 77V78H211V79H212V76H213V75H217V74H214V73H213V75L211 74V73L214 71L213 68L217 65V67L221 69V66H220V65H222L221 62H223V61H219V62L221 63V64H220V63L218 62V63L220 64V65H219V64H216V62L218 61V60H217L218 58L215 57V58H213ZM244 59H247V58H244ZM248 59H249V58H248ZM135 60H136V59H135ZM135 60H133V62H134ZM142 60H143V59H142ZM142 60H141V61H142ZM171 60H172V59H171ZM179 60H181V59H179ZM182 60H181V61H182ZM198 60H200V59L198 58L197 60H193V61L198 62ZM203 60H201V62H204ZM212 60H213V62H212ZM219 60H220V58H219ZM222 60H224V59H222ZM225 60L227 61V60H229V59H225ZM111 61H112V60H111ZM114 61H116V60L114 59ZM120 61H121V57H120ZM120 61H119V62H120ZM122 61H123V60H122ZM152 61H153V60H152ZM159 61H163L162 58H161V60H159ZM164 61H165V60H164ZM190 61H191V60H190ZM190 61H189V62H190ZM193 61H192V62H193ZM226 61H225V62H226ZM233 61H234V60H233ZM233 61H232V62H233ZM242 61H244V60H242ZM248 61H249V60H248ZM248 61H245V62H248ZM125 62H127V60H126ZM131 62H132V61H131ZM133 62H132V63H133ZM137 62H138V61H137ZM137 62H136V63H137ZM150 62H151V61H150ZM155 62H156V61H155ZM157 62H158V61H157ZM165 62H166V61H165ZM189 62H188V63H189ZM196 62H195V63H196ZM201 62H198V65H197V66H199V65L201 64ZM227 62H228V64H229V61H227ZM227 62H226V63H227ZM245 62H244V63H245ZM249 62L252 63V62H254V61L251 60V61H249ZM249 62H248V65L250 64ZM122 63H124V62H122ZM132 63H130V66H131ZM140 63H141V62H140ZM152 63H153V62H152ZM172 63H173V62H172ZM185 63L187 64V61H186ZM199 63H200V64H199ZM226 63H225V65H223V66L226 67V66L228 65V64L226 65ZM233 63H234V62H233ZM233 63H231V65H232ZM235 63H236V61H235ZM235 63L232 65V66H233L232 69H235L234 67H237V65L239 64V63H238V60H237V63H236L237 65H235ZM119 64H121V63H119ZM146 64H149V63H146ZM159 64H162V63H157V66H158ZM163 64H164V62H163ZM166 64H167V63H166ZM176 64H177V63L175 62V63H174V66H173V67H175V69L177 68V67H176ZM223 64H224V63H223ZM240 64H241V62H240ZM240 64H239L238 66H240ZM253 64L255 65V62H254ZM262 64H263V63H262ZM113 65H114V64H113ZM115 65H117V64L115 63ZM121 65H122V64H121ZM121 65H120V66H121ZM133 65H134V64H133ZM164 65H165V64H164ZM168 65H169V64H168ZM192 65L194 66V63H193ZM195 65H196V64H195ZM202 65H204V64L202 63ZM244 65H247V63L243 64V66H244ZM248 65H247V66H248ZM263 65H264V64H263ZM118 66H119V65H118ZM127 66H129V65H127ZM134 66H135V65H134ZM136 66H137V65H136ZM142 66H143V65H142ZM151 66H154V65H151ZM183 66L185 67V66H187V65H183ZM219 66H220V67H219ZM223 66H222V67H223ZM228 66H229V65H228ZM247 66H246V67H247ZM112 67H113V66H112ZM116 67H117V66H116ZM123 67H124V66H123ZM131 67H132V66H131ZM131 67H130V68H131ZM137 67H138V66H137ZM146 67H147V66H146ZM160 67H161V65H160ZM166 67H168V66L166 65ZM166 67H165V69H166ZM195 67H196V66H195ZM200 67L202 68L201 65L199 66V68H200ZM225 67L222 68V72L225 71V69H226ZM229 67H230V66H229ZM241 67H242V66H241ZM241 67H238V68H240V69H238V71H240V72H242V74H244V73H245V70H246L247 68L252 67V66H249V67H247V68L244 67V68H246L245 70H242L243 67H242V68H241ZM255 67H256V65L253 66V67L251 68V69H253V68L255 69V71H254V69H253V72H258V71L260 70V68L263 69V67H260V68H259V65L257 66L259 69H257V67L255 68ZM121 68H122V67H120L119 69H121ZM143 68H145V67H143ZM169 68H172V67H168L167 69H169ZM179 68H180V67H179ZM179 68H177V69H179ZM196 68H197V67H196ZM224 68H225V69H224ZM112 69H113V68H112ZM112 69H111V70H112ZM114 69H115V68H114ZM132 69H133V68H132ZM134 69H135V71H136V69H138V68L135 67ZM134 69H133V70H134ZM147 69L149 70V69H151V67L149 66V68H147ZM147 69H146V70H147ZM153 69H154V68H153ZM156 69L158 70V69H159V66H158L157 68H156V66H155V70H156ZM162 69H163V68H161V70H162ZM203 69H202V71H203ZM214 69H215V68H214ZM229 69H230V68H229ZM251 69H250V70H251ZM127 70H128V69H127ZM139 70H141V67H140ZM170 70H171V69H170ZM190 70H191V67H190ZM207 70H208V72H207ZM241 70H242V71H241ZM250 70L248 69V72H249ZM128 71H129V70H128ZM144 71H145V70H144ZM150 71H151V70H150ZM150 71H149V72H150ZM171 71H172V70H171ZM173 71H174V68H173ZM180 71H181V70H180ZM180 71H176V73H177V72L179 73ZM183 71L185 72V70H183ZM183 71H181V72L183 73ZM196 71H198V68H197V70H195L194 72H196ZM229 71H230V70H229ZM235 71L237 72V69H235ZM235 71H234V72H235ZM115 72H117V71H115ZM122 72L124 73V68H123V71H122ZM136 72H137V71H136ZM141 72H142V71H141ZM141 72H140V73H141ZM152 72H153V71H152ZM152 72H151V73H152ZM154 72H155V71H154ZM154 72H153V74H154ZM158 72H159V71H158ZM158 72H157V73H158ZM163 72L165 73L166 70H164ZM199 72H200V71H199ZM199 72H197V74H199ZM206 72H207V73H206ZM216 72H217L218 74H221V73H219V71H216ZM234 72H233V73H234ZM243 72H244V73H243ZM246 72H247V70H246ZM248 72L246 73L247 75H249V74H253L252 71H250V72H252V73L249 72V74H248ZM262 72H264V70H262ZM111 73H113V72H111ZM118 73H120L119 70H118ZM118 73H116V74L118 75ZM146 73H147V71H146ZM167 73H168V72H166L165 74L167 75ZM171 73H172V72H171ZM178 73H177V74H178ZM185 73H186V72H185ZM226 73H228V71H227ZM229 73H230V72H229ZM233 73H232V74H233ZM260 73H261V71H260ZM113 74H114V76L116 77L115 73H113ZM125 74H126V72H125ZM128 74H129V73H128ZM134 74H135V73H134ZM138 74H139V73H137V76H138ZM144 74H145V73H144ZM159 74H160V73H159ZM161 74H162V73H161ZM161 74H160V75H161ZM224 74H225V73H224ZM238 74H239V73H238ZM254 74H255V73H254ZM111 75H112V74H111ZM119 75H120V74H119ZM119 75H118L117 77H119ZM146 75L148 76L147 78H149V76H151V75H149V73L146 74ZM146 75L144 76L145 78H146ZM154 75H155V74H154ZM154 75H153V76H154ZM160 75H158V76H160ZM163 75H164V74H163ZM172 75H173V74H172ZM174 75H175V74H174ZM174 75L172 76L173 78H175ZM178 75H179V74H178ZM187 75H188V74H187ZM263 75H264V74H263ZM123 76L126 78L125 75H123ZM141 76H142V75H141ZM153 76H152V77H153ZM164 76H165V75H164ZM164 76H163V78H166V77H164ZM167 76H169V75H167ZM191 76H192V75H191ZM221 76H223V78H225V75L222 74ZM226 76H227V75H226ZM124 77H123V78H124ZM128 77H129V76H128ZM131 77H132V76H130L129 79H130ZM156 77H157V76H156ZM170 77H171V76H170ZM182 77H183V76H182ZM182 77H180V78H182ZM213 77L216 78L215 76H213ZM119 78H120V77H119ZM121 78H122V75H121ZM138 78H139V77H138ZM160 78H161V77H159L158 79H160ZM177 78H178V77H177ZM189 78H190V77H189ZM218 78H219V77H218ZM142 79H143V77H142ZM151 79H152V78H151ZM168 79H169V78H168ZM178 79H179V78H178ZM184 79H185V78H184ZM184 79H183V81H184ZM211 79H209V83H211V81H210ZM146 80H147V79H146ZM162 80H163V81H161V80H160V81L162 82V85L164 86V79H162ZM165 80H166V79H165ZM170 80H171V79H170ZM170 80H169V81H170ZM174 80H176V79H174ZM174 80H173V81H174ZM180 80H181V79H180ZM180 80H179V81H180ZM186 80H187V79H186ZM190 80H191V79H190ZM114 81H115V80H114ZM123 81H124V79H123ZM138 81H139V79H138ZM148 81H149V80H148ZM151 81H152V80H151ZM156 81L158 82L157 79H156ZM173 81H172V82H173ZM183 81H182V83H180V85L178 86V89H180V90L182 89L183 91H185V89L189 86V85H188L189 83L187 84V87H186L185 89H183V88H184ZM213 81H214V79H213ZM220 81H221V80H220ZM220 81L218 80V83H219V84L221 83ZM223 81H224V80H222V82H223ZM116 82H117V81H116ZM140 82H141V81H140ZM161 82H160V84H161ZM166 82H168V81H166ZM166 82H165V83H166ZM172 82H170L171 85H168V86H172V84H173ZM188 82H189V79H188ZM191 82H192V81H191ZM215 82H217V79L215 80ZM224 82H225V81H224ZM117 83H118V82H117ZM120 83H121V81H120ZM144 83H145V80H144ZM158 83H159V82H158ZM175 83H176V82H175ZM192 83H193V82H192ZM192 83H191V86H192ZM209 83H208V84H209ZM213 83H214V82H213ZM108 84H109V83H108ZM108 84H107V85H108ZM124 84H125V83H124ZM124 84H123V85H124ZM140 84H141V83H140ZM160 84H157V85L159 86ZM168 84H169V83H168ZM176 84H177V83H176ZM176 84L174 85V86H175V89H173V90L170 89V92H169V89H168V91H167L166 93H167V94H169V93L171 94L174 90H177V89H176V86H177ZM178 84H179V82H178ZM184 84H185V83H184ZM226 84H228V83H226ZM226 84L223 83L222 85H223V86H224V85L226 86ZM111 85H112V84H110V86H111ZM113 85H114V84H113ZM123 85H122V88L124 87ZM125 85H126V84H125ZM129 85H130V84H129ZM138 85H139V84H138ZM138 85H137V87H138ZM142 85H143V84H142ZM166 85H167V84H166ZM181 85L183 86V88L180 87ZM211 85L213 86L212 83H211ZM146 86H148V85H146ZM163 86H161V87H163ZM168 86H166V87H168ZM191 86H189V87H191ZM194 86H195V85H194ZM194 86H192V87H194ZM197 86H198V85H197ZM197 86H195V88H196ZM216 86H217V87L213 86L214 89H215V88L218 89V90L215 89L216 92H217V91H220V92H221V90H219V89H221L222 86L218 85L217 83H216ZM219 86H220V87H219ZM225 86H224V87H225ZM128 87H129V86H128ZM161 87H159V89H160ZM179 87H180V88H179ZM192 87H191V88H192ZM209 87H210V85H209ZM108 88H109V87H108ZM110 88H111V87H110ZM116 88H118V87L116 86ZM124 88H125V87H124ZM135 88H136V87H135ZM157 88H158V87H156V89H157ZM169 88H170V87H169ZM171 88H173V87H171ZM191 88H190V89H191ZM207 88H208V87H207ZM111 89H112V88H111ZM140 89H141V88H140ZM146 89H147V88H146ZM159 89H157V90H159ZM162 89H164V88H161L160 90H162ZM109 90H110V89H109ZM112 90L114 91V89H112ZM116 90H117V89H116ZM116 90H115V91H116ZM129 90H130V88H129ZM134 90H136V89H134ZM137 90H138V89H137ZM142 90H144V89H142ZM152 90H153V89H152ZM152 90H151V91H152ZM160 90L158 91L159 93H160ZM171 90H172V91H171ZM182 90H181V91L177 90L176 92H173V93H176V94H177V92H179V93H178L177 95H175L174 99H172V102H173V100H175V98H177V97L179 96L180 98H182V101H181V102H178V99H176V101H174V106H170L171 104H170V105L165 104L166 106H164L163 104H162L163 106L161 105V107H163V108H164V107L166 108L167 106H169V107H167V108H169V109L166 110L167 112L164 111L162 108H161V109H162L163 111H159V109H160V104H161V103H157V104H159V109H158V108H154L155 106L153 107L154 110H157L156 112H161V113L163 114V115H161V113L159 114V115L161 116V119H160V120L158 119V121L165 120V119H166V120H165L164 122L168 121V118L170 119V115H171V113H170V115H168V117H167V114H166V113H168L169 110H170V112H171V110H172L171 108L175 109V108H174L175 105H177L176 107H178V106H179V108L181 107V106L179 105V103H182V102L184 101V100H183V97H181V95H182V96L184 95V99H185V101L187 102V100H188L189 97H188V98H187V97L185 98V96L187 95L186 93L189 92V94H190L191 92L188 91V90H189L188 88H187L186 92H183V93H182ZM208 90H209V89H208ZM211 90H212V89H211ZM211 90H210V91H211ZM215 90H214V91H215ZM110 91H111V90H110ZM118 91H119V90H118ZM118 91H117V93H118ZM126 91H127V90H126ZM144 91H145V90H144ZM155 91H156V90H155ZM187 91H188V92H187ZM191 91H192V94H193V97H194V96H195V95H194V94H195L194 92L196 91V89H195V91H193V88H192ZM199 91H200V90H199V88H198V92H199ZM222 91H224V90H222ZM121 92H122V91H121ZM134 92H135V91H134ZM139 92H140V91H139ZM208 92H209V91H208ZM220 92H219V93H220ZM105 93H107V92H105ZM105 93H104L103 95H105ZM111 93H112V92H111ZM115 93H116V92H115ZM136 93H138V92H136ZM148 93H150V92L148 91ZM154 93H157V92H154ZM166 93H165V91H164L165 97H166ZM173 93H172V94H173ZM184 93H185V94H184ZM200 93H201V92H200ZM222 93H223V92H222ZM112 94H113V93H112ZM112 94H111V95H112ZM118 94H119V93H118ZM124 94L127 95V92L124 93ZM138 94H139V93H138ZM140 94L143 95L144 93H140ZM146 94H147V93H146ZM152 94H153V93L151 92V96H149V98L151 97V99H152V101H153V99H157V97L152 98V96H153ZM170 94L168 95V97H171ZM189 94H188L187 96H189ZM212 94H214V93H212ZM142 95H141L140 97H143ZM147 95H148V94H147ZM157 95H158V94H157ZM208 95H209V94H208ZM220 95H221V94H220ZM220 95H219V96H220ZM222 95H223V94H222ZM225 95H227V94L225 93ZM116 96H117V95H116ZM118 96H119V95H118ZM120 96H121V95H120ZM130 96H131V95H130ZM144 96H145V95H144ZM155 96H156V95H155ZM162 96H163V94H162ZM173 96H174V95H173ZM217 96H218V95H217ZM217 96H216V98H217ZM229 96H230V95H229ZM95 97H96V96H95ZM109 97H111V96H109ZM112 97H113V96H112ZM112 97H111V98H112ZM159 97H160V96H159ZM168 97L165 98V99L168 100V102H170ZM190 97H192V96L190 95ZM227 97H228V96H227ZM231 97H232V96H231ZM118 98H119V97H118ZM126 98H127V97H126ZM130 98H131V97H130ZM134 98H135V97H134ZM137 98H138V97H137ZM143 98H145V97H143ZM160 98H161V97H160ZM171 98H172V97H171ZM207 98L209 99L208 96H207ZM213 98H214V97H213ZM216 98H215V99H216ZM224 98H225V97H224ZM229 98H230V97H228L227 100H228ZM102 99L104 100V98H102ZM112 99H115V98H112ZM138 99H139V98H138ZM151 99L148 100V98H147L146 101L148 100V101L150 102ZM158 99H159V98H158ZM162 99H164V98H162ZM192 99H193V98H192ZM230 99H231V98H230ZM95 100H96V98H95ZM97 100H98V99H97ZM109 100H110V99H109ZM122 100H123V99H122ZM129 100H130V99H129ZM133 100H134V99H133ZM136 100H137V99H136ZM170 100H171V99H170ZM180 100H181V99H180ZM194 100H195V99H194ZM216 100H217V99H216ZM221 100H222V98H221ZM224 100H225V99H224ZM84 101H85V100H84ZM98 101H99V100H98ZM105 101H106V99H105ZM110 101H111V100H110ZM112 101H113V100H112ZM123 101H124V100H123ZM140 101H141V100H140ZM143 101H145V100H143ZM146 101H145V102H146ZM161 101H162V100H161ZM161 101H159V102H161ZM209 101H210V100H209ZM213 101H214V100H213ZM231 101H232V100H231ZM231 101H227V102L230 103L229 105L232 104ZM251 101H252V100H251ZM251 101H250V102H251ZM260 101H261V100H260ZM81 102H82V101H81ZM101 102H102V101H101ZM107 102H108V101H106V103H107ZM121 102H122V101H121ZM126 102H128V101H126ZM138 102H139V101H138ZM153 102H154V101H153ZM156 102H157V101H156ZM164 102H165V101H163V103H164ZM220 102H221V101H220ZM263 102H264V101H263ZM97 103H98V102H97ZM103 103H104V101H103ZM115 103H116V102H115ZM118 103H119V102H118ZM122 103H123V102H122ZM133 103H134V102H133ZM166 103H167V102H166ZM175 103H176V104H175ZM206 103H208V106H210V104H209L208 101H207ZM217 103H219V101H218ZM221 103H224V102L222 101ZM245 103H246V102H245ZM245 103H243V104L246 105ZM251 103H252V102H251ZM260 103H262V101H261ZM88 104H89V103H88ZM98 104L101 105V103H98ZM157 104H156V105H157ZM183 104H184V103H183ZM243 104H242V105H243ZM262 104H263V105H261V107H262V106L264 107V103H262ZM85 105H87V104H85ZM89 105H91V104H89ZM89 105H88V107H89ZM102 105H104V104H102ZM108 105H110V104H108ZM111 105H112V104H111ZM111 105H110V106H111ZM127 105H129V107H130V104H129V103H128ZM145 105L147 106V103H146ZM145 105H144V106H145ZM149 105H150V104H149ZM172 105H173V103H172ZM181 105H182V104H181ZM204 105H205V104H204ZM221 105H222V104H220L219 107H220ZM223 105H224V104H223ZM223 105H222V106H223ZM235 105H236V104H235ZM244 105H243V106H244ZM92 106H93V105H92ZM112 106H113V105H112ZM139 106H140V105H139ZM157 106H158V105H157ZM182 106L187 107L185 104L182 105ZM213 106H214V103H213ZM226 106H227V105H226ZM226 106H225V108L228 110V112H232V110H233L232 108H234V106H233V107H231L232 105L230 106L232 110L230 109L229 106H228V108H227ZM96 107H97V106H96ZM96 107L94 108V106H93L94 109H96ZM101 107H103V106H101ZM104 107H105V106H104ZM123 107H124V106H123ZM140 107H141V106H140ZM140 107H138V108L140 109ZM142 107H143V106H142ZM147 107H148V106H147ZM149 107H151V106H149ZM170 107H171V108H170ZM203 107H205V106H203ZM214 107H215V106H214ZM237 107H239V106H237ZM246 107H247V109H251V108H252V106L249 105V104H247V106H245L244 109H246ZM250 107H251V108H250ZM90 108H92V107L90 106ZM98 108H99V107H98ZM98 108H97L96 111H98ZM121 108H122V107H121ZM127 108H128V107H127ZM165 108H164V109H165ZM217 108H218V107H217ZM217 108H216V109H217ZM239 108H240V107H239ZM88 109H89V108H88ZM107 109H108V108H107ZM110 109H111V108H109V110H110ZM122 109H123V108H122ZM128 109H129V108H128ZM142 109H143V108H142ZM145 109H146V107H145ZM151 109H152V108H151ZM182 109H183V108H182ZM184 109H186V108H184ZM204 109H205V108H204ZM209 109H211V107L208 108L207 110H209ZM216 109H215V110H216ZM221 109H222V108H221ZM229 109H230V110H229ZM240 109H241V111H242V110L244 111V109H242V108H240ZM247 109H246V110H247ZM261 109H262V108H261ZM77 110H78V109H77ZM79 110H80V109H79ZM89 110H90V109H89ZM92 110H93V109H91V111H92ZM109 110H108V112H110ZM146 110H147V109H146ZM149 110H150V108H149ZM154 110H151V113H152V112H155ZM207 110H206V112H205V110H202V111H204V112L206 113V114H205V117H206V115L208 114V113H207V112H208ZM223 110H224V109H223ZM223 110H222V113H223V114H221V113L218 112V111L221 112V110H218L217 113H216V111H215V112H212V111H211V114H212V115H213L214 113H216L215 116H216L217 118L214 117V115H213V116L210 115V112H209V115H207V118L212 116L211 120H215V121L217 120V121H218L219 119H221V121H222V120L225 121V118H223L224 116H222L223 119L220 118L221 115H226V114H225V113H226L225 110H224V111H223ZM141 111H142V110H141ZM202 111H201V114H202ZM209 111H210V110H209ZM213 111H214V110H213ZM234 111H235V110H234ZM234 111H233V113H234V115H235L236 112H234ZM261 111H262V110H261ZM37 112H40V111H37ZM86 112H87V109H86ZM101 112H102V111H101ZM164 112H165V113H164ZM182 112H183V111H181L180 113H182ZM185 112H186V113H185L186 116L182 113L183 116H185V117L188 116V118L190 119V118H191L190 116H192V115L190 114L191 111H190V112L188 111L189 113H187V111L185 110ZM197 112H198V111H197ZM224 112H225V113H224ZM237 112H238V111H237ZM262 112H263V111H262ZM91 113H92V112H91ZM103 113H104V112H103ZM142 113H143V112H142ZM148 113H150V111H149ZM191 113H192V112H191ZM94 114H95V113H94ZM94 114H92V115H94ZM153 114H154V113H153ZM153 114H152V115H153ZM165 114H166V115H165ZM182 114H181V117H180V118H181V119H180L181 121H178V122H179L180 124L182 123V125H185V126H183V127H185V128H183V129H185V130H184L185 132H184L183 134H186V127L188 126V123H189V126H188V127H190L191 124H192L193 126H194V124H195V126L197 125V127H198V126H199V125H200L205 119L208 120L207 118H204V120H203V121L201 120V122H200L199 120H198V121L196 120L195 122H194L193 120H189L190 122L188 121V123L185 124V123H184L185 121H184V122H182V121H183V120H186V118L184 117L185 119H183V118H182V117H183ZM197 114H198V113H197ZM217 114L219 115V117H218ZM92 115H91V116H92ZM95 115H96V114H95ZM95 115H94V116H95ZM99 115H102V114H99ZM104 115H105V114H104ZM104 115H103V116H104ZM121 115H123V113H121ZM144 115H145V114H144ZM155 115H156V116H155L154 119L156 120L158 113H155ZM159 115H158V116H159ZM172 115H173V113H172ZM172 115H171V116H172ZM175 115H176V114H174V118L176 117ZM193 115H194V113H193ZM230 115L233 116L232 113H231ZM230 115H229V113H228V116H230ZM162 116H163V117H162ZM164 116H166V118H164ZM198 116H199L198 118L202 117V115H201V116L198 115ZM228 116H227V117H228ZM96 117H98V116L96 115ZM99 117H100V116H99ZM153 117H154V116H152V118H153ZM203 117H204V115H203ZM213 117H214V119H213ZM227 117H226V119H227ZM83 118H84V117H83ZM121 118H122V117H121ZM146 118H147V117H146ZM159 118H160V117H159ZM163 118H164V119H163ZM193 118H195V117H193ZM218 118H219V119H218ZM228 118H229V117H228ZM263 118H264V117H263ZM84 119H86V118H84ZM94 119H95V118H94ZM154 119H153V121H155ZM175 119H176V118H175ZM200 119H201V118H200ZM261 119H262V118H261ZM69 120H70V118H69ZM73 120H74V119H73ZM96 120H97V119H96ZM98 120H99V118H98ZM176 120H177V119H176ZM176 120H175V122H173V120L170 119V121H172L173 124H172L171 122L168 121V122H166L165 125L171 124L170 126H172V125L175 124V125L173 126L172 130H173V131H177L178 126H180V125L178 124V126H177V128H176V125H177ZM206 120H205V121H206ZM228 120H229V119H228ZM228 120H227V121H228ZM262 120H263V119H262ZM86 121H87V119H86ZM91 121H92V120H91ZM99 121H100V120H99ZM153 121H152L153 124L150 123L151 126H150V124H149L150 128H151V127H154V122H153ZM191 121H192V123H191ZM215 121H213L212 123H211V121H210V124L212 125L213 123H215ZM217 121H216V122H217ZM256 121H257V119H256ZM256 121H255V122H256ZM71 122H72V120H70V123H71ZM96 122H97V121H96ZM164 122H162V123L164 124ZM196 122H197V123H196ZM208 122H209V121H208ZM65 123H66V125H67V122H65ZM88 123H89V121H87V124H88ZM101 123H102V122H101ZM190 123H191V124H190ZM219 123H220L221 125H222V123L225 124V122H223V121H222V123L219 121ZM259 123H262V122H257L255 125H257V124H259ZM79 124H80V123H79ZM79 124H77V127H76V128H79V129H80V127H78ZM94 124H95V123H94ZM157 124H158V125H157ZM157 124H156V121H155V125H156L157 127H155V129L153 128L154 130L151 128V130H153L152 133H153L154 136H155V137H153V139L156 138V137H158V134H159V136H160V133H159V132H161V131H159L158 128H160V130H162V132H161L162 135H163L164 131L167 132V131L169 130V129H167V128H166L167 130H164L165 127H166L165 125H164V127H162V128H164V129H161V126H163V125H161V123H160V125H159V122H157ZM210 124H209V125H210ZM220 124H219V125H220ZM71 125H72V123H71ZM82 125H83V124H82ZM84 125H85V123H84ZM182 125H181V126H182ZM186 125H187V126H186ZM192 125H191V127H192ZM89 126L91 127V125H89ZM89 126H88V128H89ZM100 126H102V124H101ZM158 126H159V127H158ZM200 126H202V125H200ZM213 126H214V128L217 127L216 125H213ZM213 126H212V127H213ZM215 126H216V127H215ZM223 126H225V125H223ZM223 126H222V127H223ZM259 126H261V124H259ZM67 127H68V126H67ZM86 127H87V125H86ZM98 127H99V125H98ZM188 127H187V128H188ZM197 127H196V128H193V127H192L191 130H190V128H189V130L193 132L194 129H196V131H198V130H197V129H198ZM218 127H219V126H218ZM69 128H70V127H69ZM73 128H74V127H73ZM82 128H83V127H82ZM82 128H81V129H82ZM150 128H149V129H150ZM168 128H169V126H168ZM175 128H176V130H175ZM180 128H182V127H180ZM201 128H202V127H200L199 129H201ZM214 128H213V129H214ZM99 129H100V128H99ZM99 129H98V130H99ZM123 129H124V128H123ZM170 129H171V128H170ZM209 129H210V127H209ZM218 129H220V128H218ZM77 130H78V129H77ZM146 130H147V129H146ZM181 130H182V129H181ZM223 130H224V129H223ZM226 130H227V128H226ZM249 130H250V128H249ZM78 131H79V133H80V130H78ZM86 131H87V130H86ZM90 131H91V130H90ZM93 131H94V129L92 130V132H93ZM99 131H100V130H99ZM99 131H98V132H99ZM156 131H157L158 134L156 133ZM170 131H171V130H170ZM190 131H189V132H190ZM199 131H200V130H199ZM199 131H198V133H199ZM203 131H204V130H203ZM207 131H208V130H207ZM210 131H211V130H210ZM214 131L217 132V133L219 132V131H216V130H214ZM221 131H222V130H221ZM250 131H251V130H250ZM250 131H249V133H250ZM73 132H74V131H73ZM147 132H148V131H146V133H147ZM171 132H172V131H171ZM192 132H191L189 135H191ZM205 132H206V131H205ZM222 132H223V133H221V135L224 134V131H222ZM71 133H72V132H71ZM71 133H70V134H71ZM79 133H78V134H79ZM85 133H86V132H85ZM88 133H90V132H88ZM150 133H151V132H150ZM179 133H180V132H179ZM181 133H182V132H181ZM193 133L195 134V132H193ZM201 133H202V131H201ZM231 133H232V132H231ZM67 134H68V136H70V137L74 136V135H69L68 132H67ZM74 134H75V133H74ZM80 134H81V133H80ZM92 134H93V133H92ZM156 134H157V135H156ZM176 134H177V133H176ZM176 134H173V132H172V134L170 133V135L172 136V139H174V138L176 137V136H175ZM211 134H212V133H211ZM219 134H220V132H219ZM84 135H85V134H84ZM150 135H151V134H150ZM162 135H161V136H162ZM164 135H166V133H165ZM164 135H163V137H164ZM173 135H174V138H173ZM178 135H179V134H178ZM202 135H204V134H203V133L200 134L201 137H202ZM207 135H208V134H207ZM207 135H206V139L204 138L203 140H207ZM215 135H216V134H215ZM221 135H220V137H218L219 135L217 136L219 139L221 138L220 140H222V137L224 138V136H226V135H224V136H223V135L221 136ZM227 135H231V134L228 133ZM90 136H91V135H90ZM147 136H148V134H147ZM161 136H160V137H161ZM171 136H170V137H171ZM191 136L193 137V134H192ZM191 136H189V137L191 138ZM200 136H198V137H200ZM212 136H213V135H212ZM76 137H77V136H76ZM80 137H81V136H80ZM80 137H79V138H80ZM91 137H92V136H91ZM150 137L152 138V135L149 136V139H150ZM166 137H167V136H166ZM183 137H185V136H183ZM208 137H209V136H208ZM215 137H216V136H215ZM217 137H216V138H217ZM227 137H229V136H227ZM227 137H226V138H227ZM143 138H144V137H143ZM145 138H146V136H145ZM147 138H148V137H147ZM164 138H165V137H164ZM168 138H169V135H168ZM178 138H179V137H178ZM178 138H177V140H176V138H175V140H173L172 142L170 141L171 138L167 139L168 141H167V140H166V141H167V142H170V143H168V144H166L165 141H164L165 144L162 143L163 140L161 141V143L164 144V145H162V144L160 143V144H161L162 146H164V147H165V145H169L170 148H171V147L173 146V144L175 143V144H174L175 148H174V146H173L172 149H170V148H168V146H166L169 150H168V149L165 150V148H163V147H162V148L160 147L159 149H161L162 151H163V149H164L166 153L170 152V153H168V154H171V151H172V150H173L174 153H175V150H174V149H177L178 152H177V150H176V153H179V154H174V153H173V155L175 156L174 158H176V156H178V157L181 159V157H180V156H181L180 152H181V153L186 152V151L183 152V150H185V149L188 147V144H184V143H185V142H186V143H189V142H190V144H192V143H191V140H192V139H189L188 137H186V138H184V139H180V138H182V136H181L179 139H180V142L183 140V141H182L183 145H182L180 142L177 143V141H179ZM187 138H188V140H190V141L187 142ZM194 138H195V136H194ZM210 138H212V137H210ZM229 138H231V140H233V138L236 139L235 135H234V136L232 135V137H229ZM89 139H90V138H89ZM92 139H94V138H92ZM92 139H91V141H92ZM157 139H160V138L158 137ZM157 139H155L153 142H151V139H150V141H149L150 144L153 143V144L155 145V143H157L158 146H161V145H159V143H158L159 140H157ZM161 139H162V138H161ZM165 139H166V138H165ZM195 139H196V138H195ZM195 139H194V140H195ZM219 139H217V140H219ZM224 139H225V138H224ZM224 139H223V140H224ZM72 140H73L74 142H76L75 139H72ZM76 140H78V139H76ZM146 140H147V139H146ZM156 140H157V142H156ZM198 140H199V141L201 140L200 143H199V145H200L201 142H203V140H202V138H201V139L198 138ZM198 140H197V141H198ZM209 140H210V139H208L207 141H209ZM231 140L229 139V140H227V142H229V141H231ZM79 141H81V140H79ZM174 141H175V142H174ZM195 141H196V140H195ZM197 141H196V142H197ZM199 141H198V142H199ZM210 141H211V142H214V141H216V140L214 139V141H212V140H210ZM210 141H209V142H210ZM74 142H73V143H74ZM149 142H147V141L144 140L145 145H146V143L148 144ZM154 142H155V143H154ZM173 142H174V143H173ZM198 142H197V143H198ZM227 142H226V143H227ZM89 143H90V142H89ZM89 143H88V144H89ZM93 143H94V142H93ZM93 143H91V144H93ZM144 143L141 145L140 148H142L143 146H145ZM214 143L217 144V141L214 142ZM214 143H213V144H214ZM218 143H219V142H218ZM233 143H234V142H230L229 144L232 145ZM74 144H75V143H74ZM74 144H71V145L73 146ZM77 144H78V142H77ZM77 144H75V145H77ZM79 144H80V143H79ZM79 144H78V145H79ZM81 144H82V143H81ZM170 144H171L172 146H171ZM177 144H178V145H177ZM180 144H181V146H180ZM207 144H208V142H207ZM215 144H214V145H211V143L208 144L207 147L209 146V148L207 149V151L210 150V148H212V146L215 147ZM82 145H83V144H82ZM148 145H149V144H148ZM148 145H147V146H148ZM157 145H155V146H157ZM176 145H177V146H176ZM184 145H186L187 147L185 148ZM197 145H198V144H197ZM199 145H198V146H199ZM201 145H202V144H201ZM204 145H205V144H204ZM204 145H203V146H204ZM219 145H220V143H219ZM221 145L224 146V144H221ZM225 145H226V144H225ZM231 145H228V143H227V145L225 146L229 152L231 151L230 153H232V149H233V148L231 147V148H230L231 150H229V146H231ZM68 146H69V145H68ZM87 146H88V145H87ZM89 146H90V145H89ZM93 146H94V145H93ZM147 146H146V149H147V148L150 149V150H149V155H150L151 153H153V152H151V150H153L154 148H153V145L151 146L152 148H150V145H149L148 147H147ZM182 146H184V147H182ZM210 146H211V147H210ZM217 146H218V145H217ZM73 147H74V146H73ZM73 147H71V148H73ZM177 147H178V148H177ZM192 147H193V146H191V147H189V148H190V150L194 151V149H193ZM195 147H196V146H195ZM201 147H202V146H201ZM214 147H213V150H214V149H218V150H220V147H222V146H220L219 148H214ZM68 148H69V147H68ZM71 148H69V149H71ZM77 148H78V146H77ZM81 148H82V147H81ZM90 148H91V147H90ZM155 148H156V150H157V147H155ZM173 148H174V149H173ZM179 148H180V149H179ZM182 148H183V149H182ZM184 148H185V149H184ZM198 148H199V147H198ZM226 148H224V149H226ZM62 149H65V148L63 147ZM73 149H74V148H73ZM144 149H145V148H144ZM146 149H145L144 151H146ZM148 149H147V151H148ZM71 150H72V149H71ZM75 150H79V148H78V149H75ZM161 150H157V153H158V152H159V153L161 152V153L158 154V155L156 154L155 156L158 157L159 155H163V152H164V151L162 152ZM186 150H188V149H186ZM198 150H199V149H198ZM200 150H201V148H200ZM221 150H222V148H221ZM221 150H220V151H221ZM233 150H234V149H233ZM79 151H80V150H79ZM140 151L142 152V149H141ZM196 151H197V149H196ZM196 151H194V152H196ZM210 151H211V150H210ZM228 151H227V152H228ZM75 152H76V151H75ZM150 152H151V153H150ZM198 152L200 153V151H198ZM205 152H206V150H205ZM227 152L224 153L222 156H224V157H225V156L228 157V156H229V152H228V154H227ZM72 153H73V152H72ZM145 153H146V152H145ZM188 153H189V152H188ZM188 153H187V152L184 153L185 155L183 154V155H182V158H186L187 155H188V159H189V154H190V153H189V154H188ZM208 153H209V151H208ZM212 153H213V152H212ZM212 153H209L210 155L207 154L208 157H209V156H211L210 158L213 157V158L215 159L216 162H217V161H222L223 164L219 162V163H218L219 166H220V164L224 165L225 163H228V162H229V158H226V157H225V158L223 157V158H222L223 160H220V159L217 160L216 158H218V157H220V156L215 157ZM67 154H68V153H67ZM81 154H82V152H81ZM154 154H155V153H154ZM164 154H165V153H164ZM168 154H166L167 157H168V159H166V160L164 159V160H165V161L163 160L164 163H160V164H159L160 166L158 165L159 162H158L157 160H159V158H160L161 156L158 157V159H157V157H156V159H155L156 162L154 161V158H155L154 155H153L154 158H151V157H153L152 154L150 155L151 157H149V158H151V162H152V163L155 162V163H153V164H151V163H150V164H151L152 167H154V168H155V167H156V168L158 167V168H157L158 170L156 169V170H157L156 172H159V174L162 172V169H164L163 172L166 171V172H165L166 174L169 173V172L172 173V170H170V165L172 164L171 162H173V161H171V160H174V159H171V158H173V157H171V155L169 156ZM186 154H187V155H186ZM194 154H195V153H194ZM197 154H198V153H197ZM211 154H212V155H211ZM226 154H227V155H226ZM232 154H233V153H232ZM77 155H78V154H77ZM166 155H165V157H166ZM183 156H184V157H183ZM190 156H191V155H190ZM195 156H196V155H195ZM199 156H200V155H199ZM73 157H75V156L73 155ZM141 157H142V156H141ZM163 157H164V155L161 157V159H163ZM167 157H166V158H167ZM178 157H177V159H175V166L177 165V163H179V162H177V161H179V158H178ZM196 157H197V156H196ZM229 157H232V156H229ZM78 158H79V157H78ZM143 158H144V156H143ZM149 158H148V157L146 156V154H145L144 161L147 162ZM191 158H192V157H191ZM210 158H209V160L211 161L212 159H210ZM232 158H233V157H232ZM145 159H146V160H145ZM161 159H160V161L163 162ZM169 159H171V160L169 161ZM214 159H213V161H214ZM224 159H225V160H224ZM226 159H227L228 162L226 161ZM80 160H82V159H80ZM167 160H168V161H167ZM181 160H182V159H181ZM181 160H180V161H181ZM186 160H187V159H186ZM231 160H233V159L230 158V163H229V164H231V162L233 163V161H235V160H233V161H231ZM144 161H143V163H145ZM166 161H167V162H166ZM196 161H197V160H196ZM215 161H214V162H211V163L216 164ZM224 161H226V162L224 163ZM82 162H83V161H82ZM148 162H149V161H148ZM176 162H177V163H176ZM181 162H182V161H181ZM183 162H184V159H183ZM183 162H182V163H183ZM185 162H186V161H185ZM187 162H188V160H187ZM206 162H207V161H206ZM206 162L204 163V164L206 165V167H207V165H209L208 167L211 168L212 164H211V163L208 164V163H206ZM84 163H85V162H84ZM95 163H96V162H95ZM188 163H190V161H189ZM188 163H187V164H188ZM196 163H197V162H196ZM145 164L147 165V163H145ZM148 164H149V163H148ZM150 164H149V165H150ZM154 164H155V165H154ZM156 164H157V166H156ZM165 164H168L169 166H168V165H165ZM183 164H186V163H183ZM183 164L179 163L176 167L174 166V164H172V165L175 167V169H178L179 167H181V168H185L184 171H181V170H183V169H181V170L179 169V171H180L179 174H178V172H177L178 170H177V171L174 170L173 173H174L175 175H176V174H177L178 176H179V175H180V176H184L185 174L187 175V173H186V172H187L186 169H187L188 167H185V165H183ZM204 164H203V165H204ZM210 164H211V166H210ZM214 164H213L214 167H215V166H216L217 168L219 167L217 164H216V165H214ZM235 164H236V161H235ZM143 165H144V164H143ZM151 165H150V166H151ZM153 165H154V166H153ZM162 165H165V166H167V167L162 166ZM179 165H181V166H179ZM195 165H196V164H195ZM203 165H202V167L205 168V165H204V166H203ZM227 165H228V164H226V166L224 165V166L226 167V169H228V168H227ZM231 165H234V163L231 164ZM79 166H80V165H79ZM186 166H187V165H186ZM189 166H190V165H189ZM252 166H254V165H252ZM83 167H84V166H83ZM147 167H149V166H147ZM160 167H161V168H160ZM163 167H164V168H163ZM177 167H178V168H177ZM200 167H201V166H200ZM202 167H201V168H202ZM214 167H212V168H214ZM216 167H215V168H216ZM225 167L222 168V166H221L222 169H225ZM228 167H230V166H228ZM254 167H255V166H254ZM149 168H151V167H149ZM149 168H148V170L150 171ZM154 168H152V169H154ZM167 168H169L168 171H167ZM171 168H173V167L171 166ZM191 168H192V167H191ZM144 169H145L144 172H148V170L146 171V168H144ZM159 169H160V170H159ZM165 169H166V170H165ZM188 169H189V168H188ZM188 169H187V170H188ZM194 169H195V167H194ZM175 171H176V173H175ZM223 171H224V170H223ZM225 171H226V170H225ZM227 171H230V170H227ZM156 172H155V173H156ZM183 172H185V173H183ZM192 172H193V171H192ZM151 173H152V170H151L150 174H151ZM181 173H183L184 175L181 174ZM230 173H231V171H230ZM78 174H79V173H78ZM150 174L148 173V176H149ZM153 174H154V173H153ZM157 174H158V173H157ZM225 174H226V172H225ZM151 175H152V174H151ZM151 175H150V176H151ZM155 175H156V174H155ZM162 175H163V174H162ZM162 175H158V177H159V176L161 177ZM167 175H168V174H167ZM175 175L172 174L171 177L168 175V176L170 177V181H168V180H169V177H168V178H167V177L165 178V176H164V179H163V180H160V177L158 178V177H153V176L150 177V176H149V178H153V181H154V178H155V181L157 180L156 183H157V182H160V181H162V182L164 181L166 184H167V181H168L169 183L171 182V183H170V186H169L171 189H169L168 186H167V188H166V187H165L166 184L160 182V184L164 185V187H165V190H164L165 193H164V192H163V186L161 185V186H162V189H161V190H162V193H164L163 195L167 194V196H169L168 193H170L171 190H173V191H175V192L177 193V191L174 190V188H176V185H177L175 180L177 179V181H181L182 178H183V180H184V178H185V177H182V178H180V179L178 180L177 175H176V176H175ZM188 175H190V174H188ZM230 175H231V174H230ZM230 175H229V177H228V175H226V176L228 177L229 180L233 179V178L231 177L232 175H231V176H230ZM172 176H174V178H175V177H176V178H175V179L173 178V179H174V180H173V179H172ZM146 177H147V176H146V174H145V178H144V179H149V178H146ZM191 177H192V176H191ZM227 177H226L225 180H224L225 183H226L227 180H228ZM157 178H158V179H157ZM161 178H162V177H161ZM78 179H79V178H78ZM167 179H168V180H167ZM171 179L174 181L173 183H172ZM185 179H186V178H185ZM150 180H151V179H150ZM150 180H149V181H150ZM159 180H160V181H159ZM190 180H191V179H190ZM193 180H194V177H193ZM229 180H228V181H229ZM77 181H78V180H77ZM143 181H144V180H143ZM146 181H148V180H145L144 182H146ZM155 181H154V182H151V183L149 182L150 184H149L148 182H146V183H148V187H147V184H145V186H146L147 188H149V185H150V188H149V189H151V191H153L154 188H152V187H155V186L152 185V187H151V184L155 183ZM185 181H187V180H184V182H185ZM144 182H143V183H144ZM224 182H222V183L224 184ZM156 183H155V185H156ZM169 183H168V185H169ZM182 183H183V181H182ZM186 183H187V182H186ZM228 183H230V181H229ZM157 184L159 185V186L157 185L158 188H159V187L161 188L160 184H159V183H157ZM184 184H185V183H184ZM197 184H198V183H197ZM207 184H208V183H207ZM207 184H206V185H207ZM211 184H212V183H211ZM211 184H210V185H211ZM223 184H221L220 187L225 186V184H224V185H223ZM226 184H227V183H226ZM179 185H180V183H179ZM179 185H178V186H179ZM210 185H209V186H210ZM214 185H215V184H214ZM145 186H144V184H143V188H145V190H146V187H145ZM157 186H156V187H157ZM172 186H175V187H173V189H172ZM197 186H198V185H197ZM212 186H213V185H212ZM226 186H227V185H226ZM226 186H225V187H226ZM156 187H155V188H156ZM179 187H181V188H183V189L185 190L184 186H183V187H182V186H179ZM179 187H178L179 190H178V189H177V190L183 192V189H180ZM202 187H203V185H202ZM158 188H157V189H158ZM194 188H195V186H194ZM203 188H204V189L206 188L205 190H207V189H209L210 187L205 186V187H203ZM211 188H212V187H211ZM213 188H214V187H213ZM167 189H168V190H167ZM195 189H196V188H195ZM219 189H221V188H219ZM145 190H144V192H145ZM161 190H158V191H160V192L156 191V189L153 191V192L155 193V196L153 195V196H151V197H154L153 199H156V201H154L153 199L150 200V199H151V198H150L149 200H150V201H154V202H151V204L148 203V206H149V205H150V206H153L152 204H154V206H155L156 203H159V202H157V198H158L159 195L162 194V193H161ZM189 190H190V189H189ZM192 190L194 191V189H192ZM211 190H212V189H211ZM146 191L148 192V189H147ZM166 191H167L168 193H167ZM202 191H203V189H202ZM207 191H209V190H207ZM153 192H152V193H153ZM190 192H191V191H190ZM197 192H198V191H197ZM200 192H201V189H200ZM200 192H199V193H200ZM145 193H146V192H145ZM154 193H153V194H154ZM156 193H157V194H156ZM172 193H173V192H172ZM172 193H170V194H172ZM180 193H181V192H180ZM204 194H205V193H204ZM147 195H148V193L145 194L144 196L147 197ZM151 195H152V194H151ZM172 195H173V194H172ZM180 195H182V194H180ZM185 195H187V194L185 193ZM188 195H190V194H188ZM188 195H187V196H188ZM195 195H197V193H195ZM148 196H149V195H148ZM156 196H157V197H156ZM173 196H174V195H173ZM173 196L170 195V198H172V199H170V198L168 197L169 200L172 201V202L170 201V202H171L170 204H168V203L166 202V199H168V198L165 197V196H161V197H160L161 200H159L160 203H161L162 201H164V202L161 203V204H158V206H161V208H159V209H161V211L159 210L160 212H162V210L164 209V204H165V203H166L165 206H168V205H169V206H168L169 210H168V208H165L166 211H164L165 213H164V212L162 213V214L164 215V216H162V217H165V218H166L165 215L169 214L170 211H171L172 214L170 213L169 215H172V216H170V217H174V216H175V217H174V218H170V217L167 215V219H169V224H170V225H171V223H170L171 221H170V220H172V219H173V220H172V223H174V222H175V224L177 223V222H176V220H177V219H176V213H175V211L173 210V209L175 208V207H174L175 205H171V204L174 202V200H173ZM190 196H191V195H190ZM142 197H143V196H142ZM149 197H150V196H149ZM149 197H148V198H149ZM155 197H156V198H155ZM197 197H199V195L196 196V197L194 196V198H197ZM144 198H145V197H144ZM144 198H143V199H144ZM148 198H147V199H148ZM160 198H159V199H160ZM162 198H163V200H162ZM147 199L145 198V201H146ZM164 199H165V200H164ZM174 199L176 200L175 197H174ZM183 199H184V197H183ZM137 200H138V197H137ZM140 200H142V199H140ZM149 200H148V201H149ZM178 200H179V199H178ZM142 201H143V200H142ZM137 202H138V201H137ZM140 203H141V202H140ZM174 203H176V202H174ZM174 203H173V204H174ZM133 204H134V202H133ZM143 204H144V203H143ZM143 204H142V205H143ZM177 204H178V203H177ZM179 204H180V203H179ZM130 205H131V204H130ZM140 205H141V204H140ZM146 205H147V202H146ZM146 205H144V206H146ZM144 206H143V207H144ZM148 206H147V208H148ZM158 206H155V207H158ZM170 206H171V207H170ZM143 207H142V208H143ZM155 207H152V208H154V211H155L156 213H159V216L157 217L156 214H154V211H153V213L151 212L153 215H151V216L146 215L147 219L149 220V225H148V226H145V228L148 227V229H146V231H151L150 223H151V221H152L153 219H154L153 222H156L157 218H158V219L161 218L160 220H157V221H159V222L162 221V220L164 219V218L162 219V217L160 216V212H159V211L157 212V211L155 210V209H156ZM180 207H181V205H180ZM140 208H141V206H140ZM142 208H141V209H142ZM145 208H146V207H145ZM145 208H144V210H141V209H140V212H141V211H142V213H143V211L147 212V211H146L147 209L145 210ZM150 208H151V207H150ZM162 208H163V209H162ZM171 208H172V210H170ZM177 208H178V207H176L175 209L177 210ZM182 208H183V207H182ZM178 209H179V208H178ZM149 210H150V209H149ZM151 210H152V209H151ZM173 211H174V212H173ZM181 211H182V210H181ZM145 212H144V214L141 213V215H144V216H145ZM148 212H149V211H148ZM166 213H167V214H166ZM174 213H175V214H174ZM186 213H187V212H186ZM149 214H150V212H149ZM157 215H158V214H157ZM236 215H237V214H236ZM144 216H143V217H144ZM152 216H153V217H152ZM154 216H155L156 219L154 218ZM141 217H142V216H141ZM141 217H140V218H141ZM146 217L144 218V221H142V222H145V224L148 223ZM148 217H149V218H148ZM177 218H178V216H177ZM225 218H226V217H225ZM227 218H228V217H227ZM230 218H231V217H230ZM142 219H143V218H142ZM145 219H146V221H145ZM150 219H151V220H150ZM167 221H168V220H167ZM173 221H174V222H173ZM179 221H180V220H179ZM167 223H168V222H167ZM154 224H155V223H154ZM161 224L163 225L164 222H161ZM161 224H160V226H159V225H158V226H159L160 228L163 229V227L165 226V224H164V226H161ZM181 224H182V223H181ZM166 225H167V224H166ZM177 225H178V224H177ZM143 226H144V224L142 225V228H143V229L141 228V229H142L141 231L144 230V227H143ZM153 226H154V225H153ZM167 226H168V225H167ZM179 226H180V225H178V227H179ZM187 226H188V225H187ZM139 227H141V226H139ZM170 227H171V226H170ZM178 227H177V228H178ZM160 228H157L158 230L155 228V231L157 230V231H156L157 234H156L155 236H152V235H151V234L153 233V231L151 232V234L148 232L149 235H147L146 232L144 231V232H145V235L148 236V240L151 241V242L155 241L154 243L156 244V246L154 245V243H153V245H154V246H153V245H150V244H151L150 242L143 241V240H145L146 236H144L145 238L143 237L144 239L141 241V240H140V237H142V234H143L144 232H143L141 235L138 233V234H139V235H138L137 232H139V231H136L135 229H133L134 232H132V234H133L132 238L134 239L135 234L138 235V236H140V237H138V238H139V240H138L139 243L137 242V244H136V243L134 244V242L136 241V238H135V239H134V242L132 241L133 244H134V245H137V246H138V244H139V246H141V245L144 246V244H146L145 242H147L148 245H147V244H146V245H147V246L150 245V247H152V246H153V247H158V246H160V247L156 248V249H158V250H160L159 248H161V245L163 246L162 249L165 248L164 246H166V248H165L164 251L167 252L166 249H169V250H168V253L166 254L167 256H164L165 253H164L163 250H162L163 253H162V252H161V253L164 254V255H159V254H158V255L156 256L155 253H159V251L157 250V252H155V248L152 247V248L154 249V251H153V249H152L153 253L155 252V253H154L155 255L152 256V258H153V257H154V258H155V257L157 258L158 256H160V257H161V256H164L165 258H166V257H167V258H170L171 261H172L174 264H179L180 262L178 263L177 260H179L178 257H180V256H179V255H176V254H178L177 251H178V250H179V251L181 250V252H182V249H181V248H183V246L185 247V250H187L188 247L186 248L187 245H185L187 242L185 243L184 238H183V241H182V239H180V236H178V235H176V234H175L176 236L173 235V234L175 233V231H176V230L174 229V228H176V226H175L174 224H173L174 233L172 234V232H171V237L169 236V232L167 233L168 230L166 231V233L168 234L167 238H166V235H164V234H166V233H164V232L162 233V234L164 235L163 238L161 237V238L163 239V241H164V239H167V240H168L169 237H170V240H173L172 242L170 241V242H171V245H172L173 247H175L174 245H175L178 241L181 240V241L179 242V243H181V244L179 245L180 248L176 246V247L179 248V249L176 250V247H175V249H174V252H175V250H176V252H175L176 254L174 253V255H175V257H176V262H174L173 259H172L173 257L171 258V256L169 255V254H172V251L170 252V250H171V245H166V243H168V241L165 240V241L163 242V244H160V245H159V243L157 242V243H158V246H157L156 241H157V237L159 236L158 231L161 232ZM164 228H165V227H164ZM171 228H172V227H171ZM177 228H176V229H177ZM181 228H182V227H181ZM181 228H180V230H181ZM186 228H187V227H186ZM136 229H137V228H136ZM183 229H184V228H183ZM138 230H140V229H138ZM163 230L165 231L166 229H163ZM163 230H162V231H163ZM169 230H172V229H169ZM155 231H154V232H155ZM172 231H173V230H172ZM135 232H136V233H135ZM185 232H186V231H185ZM193 232H195V231H193ZM193 232H192V233H193ZM132 234H131V235H132ZM153 234H154V233H153ZM150 235L153 237V238L151 237V240H150ZM179 235H180V234H179ZM160 236H161V233H160ZM173 236H174V238H176V240L173 238ZM177 236L179 237V239L177 238ZM124 237H125V235H124ZM126 237H127V236H126ZM126 237H125V238H126ZM154 237H155V238H154ZM132 238L130 237V239H132ZM158 238H160V237H158ZM161 238H160V240L158 239V241H160V243H162V242H161V241H162ZM141 239H142V238H141ZM154 239H156V240H154ZM125 240H127L126 242H128L129 239L126 238ZM177 240H178V241H177ZM186 240H187V239H186ZM118 241H119V239H118ZM176 241H177V242H176ZM124 242H125V241H124ZM129 242H130V241H129ZM129 242H128V243H129ZM140 242H141V245H140ZM142 242H143V243H142ZM165 242H166V243H165ZM118 243H119V242H118ZM130 243H131V242H130ZM130 243H129V246H131V245L134 246L133 244L130 245ZM164 243H165V245H164ZM172 243H173L174 245H173ZM114 244H115V243H114ZM120 244H121V242H120ZM120 244H119V247H121ZM177 244H178V243H177ZM189 244H190V243H189ZM189 244H188V246H189ZM123 245H124L125 249L128 247V244H127V245H126V244H123ZM125 245H126L127 247H126ZM146 245H145L146 248H145V247H141V248H140L139 246H138V247H137V246H136V247L134 246V249H133V247L131 246L129 249H130V250L133 249V251L135 250V251H134V252H135V256L131 257L132 254H130L129 256H130L131 258H136V259H134V260H138V259H139V257L137 256V254H138L139 252H137L136 248H138V251L142 249V251H144L143 256H146L145 253H148V252L150 253V252H151V251H149V250L146 251L148 248H150V247H147ZM16 247H17V246H16ZM119 247H118V248H119ZM124 247H122V248H124ZM167 247H168V248H167ZM169 247H170V248H169ZM139 248H140V249H139ZM143 248H144V249H143ZM16 249H19V248L17 247ZM129 249L127 248V250H129ZM251 249H252V248H251ZM130 250H129V251H130ZM253 250H256V247H255V249H253ZM133 251H132V252H133ZM142 251H140V252H142ZM160 251H161V250H160ZM179 251H178V252H179ZM88 252H89V251H88ZM122 252L125 253V251H121V252H120V257H121V254L123 255ZM130 252H131V251H130ZM169 252H170V253H169ZM223 252H224V251H223ZM151 253H152V252H151ZM86 254H87V253H86ZM116 254H117V252H116ZM118 254H119V253H118ZM127 254H128V253H127ZM71 255H72V254H71ZM89 255H91V254H89ZM152 255H153V254H152ZM69 256H70V255H69ZM83 256H84V255H83ZM92 256H93V255H92ZM113 256H114V255H113ZM116 256H117V255H116ZM118 256H119V255H118ZM123 256H125V254H124ZM126 256H127V255H126ZM140 256H142V253H140ZM168 256H169V257H168ZM160 257H159V261L161 260ZM68 258H69V257H68ZM89 258H90V257H89ZM98 258H99V257H98ZM112 258L114 259L115 257H112ZM112 258H111V259H112ZM122 258H123V257H122ZM137 258H138V259H137ZM142 258H143V257H142ZM142 258H141V259H142ZM144 258H145V257H144ZM147 258H148V259H146V258H145V259L148 260V262H146V260L144 259L145 262H146L147 264H150V261H153V263H155V261H154L153 259L150 260L151 257H149V254L147 255ZM183 258H184V257H183ZM81 259H82V258H81ZM108 259H110V258H108ZM111 259H110V260H111ZM113 259H112V261H114ZM187 259H188V258H187ZM84 260H85V261H84ZM88 260H89V259H88ZM97 260H98V259H97ZM142 260H143V259H142ZM155 260H157L156 264H157V263H158V264H160V263L165 264L163 261H162V262H161V261L159 262L158 259H155ZM162 260H163V259H162ZM167 260H169V259H167ZM183 260H185V258H184ZM16 261H18V260H16ZM21 261H22L24 264L26 263V260H22V258H21L20 262H21ZM90 261H91V260H90ZM90 261H88V263H89ZM108 261H109V260H108ZM118 261H119V260H118ZM127 261H128V260H127ZM164 261L166 262V260H164ZM169 261H170V260H169ZM180 261H181V259H180ZM22 262H21V264H23ZM80 262H81V261H80ZM83 262L86 263V259H83L82 262H81L80 264H84ZM97 262H98V261H97ZM115 262H116V260H115ZM119 262H120V261H119ZM121 262L124 263L123 260H122ZM131 262H132V261H131ZM137 262H139L138 264H140V263H143L144 261H143V262H141V261H137ZM145 262H144V263H145ZM172 262H170V264H173ZM68 263H69V260H68ZM72 263H73V262H72ZM75 263H76V262H75ZM95 263H96V262H95ZM112 263H113V262H112ZM123 263H122V264H123ZM132 263H133V262H132ZM134 263H135V262H134ZM17 264H19V263H17ZM69 264H70V263H69ZM92 264H93V263H92ZM99 264H100V263H99ZM105 264H108V262L105 263ZM113 264H117V262H116V263H113ZM119 264H120V263H119ZM125 264H126V261H125ZM166 264H169L168 261H167Z\"/></svg>","mask_w":264,"mask_h":264}]
</instances>
